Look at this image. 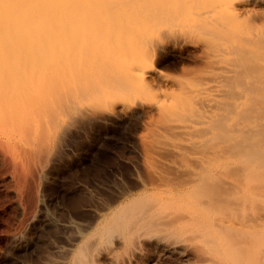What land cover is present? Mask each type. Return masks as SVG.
Wrapping results in <instances>:
<instances>
[{"label":"bare ground","instance_id":"obj_1","mask_svg":"<svg viewBox=\"0 0 264 264\" xmlns=\"http://www.w3.org/2000/svg\"><path fill=\"white\" fill-rule=\"evenodd\" d=\"M93 1L94 0H0V51L7 52V53H10V52L13 53L15 51V53H16V52L21 50V52H22V51L26 50V47L32 49V47H34L35 45L37 46L38 44H40V46H42L41 45L42 43L47 45V42L49 43L52 40V42H50L48 44L49 47L47 45V47H45V48H47V49L49 48V50H51V51L53 48V52H54V49L57 51H58V49L59 50L61 49L64 51L65 55L69 56L71 54V56H69L67 58L65 56V58H66L65 59L64 55H62L63 51H60V52L58 51V53H57V51L55 52L58 55L61 53V55H60V57L54 56V59L56 57V60H55L54 66L52 64L53 68L55 69L54 70L52 68L53 73L57 70L54 73L55 74L54 76L51 72L52 69H49L48 65H47V72H48L47 74H49V73L50 74L45 76L46 72L45 73L42 72V69L44 71V68H42L44 66H41L38 64L41 62V60H40L41 58H39L40 61L37 63L38 65L36 64V62H37V60H36L35 64L38 67L40 66V68H41L40 70L44 75V76H42V75L41 76L45 78V80L43 79L42 82H40L42 78L39 79V82H37L38 78L36 79L34 77L36 79L35 82H37V83H34L33 81H31L30 78H28L27 80L29 82L31 81L32 82L31 84L30 83L27 84V82H26L27 80H25V81H23V83L25 82V86H24V84L20 85L22 78L17 74L20 78L16 77V78H18V80L16 79V81L14 82L13 80H14L16 75L13 73L15 75L14 78H12L13 80L12 81H11V79L8 80L9 78L7 79V82L12 83L13 86L10 85V83H7V84L12 86V88L15 87V90L14 89L10 90L11 87L10 86L8 87L7 84L5 83L6 81H4V80H6L7 76L6 75H5L6 77L3 76V78H5L3 80L2 75H1V77H0V128H4L5 131L0 132V153L2 152V154L4 156L9 155L7 157V158H9L8 162L11 163L12 166L14 165L13 160L15 159L14 162H16V159H17L13 156L14 153H16V152H12V150H11V148H13L12 145L14 146L13 138L15 137L14 136L15 134H16V138L18 137L17 134L29 135L28 131L32 132L34 129L33 127L36 126V122L41 123L42 120H45V121L47 120L46 122L43 121L42 123H45V124L51 123L49 125L51 126V128H53V132H54V131H58V129H60V127L64 128V129L67 127V125L66 126L64 125V121L66 120L67 117H68L69 122H70L69 125L74 123L76 120H79L80 118H82L81 115L83 113V109L81 107H79L78 102L76 100H74L77 98V97L75 98L74 95L77 96L78 94H80V92H78V91H80V89L86 90L87 88L91 87V89H87L88 93L85 92L84 90H81V91L85 92L88 95H92V97L96 93H100V95L104 94L101 97L100 101L97 102L102 107L99 106L98 104L97 105L95 104V105H96L97 109H98V106L103 110L105 108V111L113 110L115 108V106L121 102H122L121 104H123V102H124V105H122L121 107H123L125 109H130L135 104L141 105L142 103L147 101L146 98L152 97V95H151L152 91H153V93H155L158 89L162 90L160 88V83L158 84V82L160 81L158 76L159 75L161 76V74H157L158 76L156 77V79L154 76V74L159 69L155 68L156 67L155 65L150 66V64H155L156 59L162 56V54H163L162 51H164L166 48L160 47V45L166 39L162 40L161 36H159L158 38L156 36L151 37L152 31L147 32L148 30L144 31L141 28L142 27L144 28V26L146 25L147 26L146 29L148 28V26L149 27L151 26L149 29H152V26H153V31L156 32L157 27L162 23V25H160V26H163V25L165 26L166 24L169 26H166L165 28H160V29L158 28L159 30H161V31H159V34H160V32H163V29L166 30V28H168V27L170 28V29L169 28L168 29L172 30V33H173V30H176V28H178V26L177 27H176V25L174 26V24L171 22V21H173L172 18L175 17V15L178 16V14H176V13H179L183 9H181L180 7H178V8H180L181 10L176 9V7L178 5L176 3H174V1H173L172 3L174 5L176 4L177 6H174L173 4H171V5H173L172 7H174L176 9V12L174 11L175 10L174 8H171L174 10L171 11V9H170L169 11H171V12L174 11L175 15H172L173 13L171 14L169 11H167L170 14V15H168V13L163 10L164 14L167 13L166 14L167 17H166V15H164L163 12H161L162 13L161 15L166 17V18L163 17L164 20H166L164 23V20H162V19L159 20L160 15H158L159 18L157 17V14H156V16L154 15L157 10H158V14H160L159 11H162V9L167 8V6L162 7V9L160 8L161 6L158 7V5L163 0H161L159 4H157L158 2H155V5H157V6L156 7L153 6V8L155 7L156 11H155V9L152 10V7H150V5H149L150 0H148V1L145 0L146 2H148L147 4L149 5V7L151 9L148 7V5H146V4L145 5L148 7V9H150L152 11H149L151 14L149 12L147 14L146 11H148V9L145 10V8H147V7L143 8V6H142L141 7V9L143 8L142 11L144 12V10H145V13H143V14L141 13L143 15L142 17L149 15L148 17L152 18V19H149L147 16L146 17L148 19L143 18L146 21V22H144L145 25L142 23L144 21L142 19L143 20V21L141 20V24H142L141 26L142 27H140V23H138L139 27H140L139 28V27H137L138 24H137V26H135L137 22H140V20L136 21L135 18L137 19V17L138 18L141 17V16H138V15H141L139 13L141 10L138 12L139 14H137V11L139 9L138 7H140L139 2H137L136 0H134V1H132V0H126V1L112 0L111 5L113 4L116 7V10L118 11V9H119V12L121 13V14H119L118 12H116V10L114 9V6H112L113 9L115 10V12L119 14V15L116 14L119 17H120V15L122 17V14H126V12L129 13V15H130V14H132L130 12L134 13L135 10H137L134 13L135 16H133V18H131L132 15L130 16V19H129V15L128 16L124 15V16H126L125 17L126 19H124V17L121 18L122 20L123 19L125 20V22L123 21L124 24L126 23L125 26L128 25V23H129L126 20L131 21L130 23L132 26L134 25V27L131 28L132 26L129 23L128 31L127 30L123 31V30H125V28H122L124 26L123 23H122L123 25L121 24V26H120L121 29H123V30H121L119 28V25H120L122 20L114 14L113 10L108 11L106 16L103 14L104 17L109 16L108 19L110 22H112V23H110L111 24L110 26H112L111 29L109 28V25H108L109 23L106 24V26H108L106 28L109 29L110 31H112V30L115 31V33L112 32L114 37L110 36L111 32L108 34L107 33L108 30L105 28L106 29L105 32L107 31L106 32L107 33L106 41L102 38L103 41H105V42H102V39H100V37H99L101 43L106 44L108 36H110V39H111L108 42V43H110L112 41V38H115V35H116L117 37H116V39L113 40V42H117L115 40H119L121 42H119V41L117 42V44H116L117 47H116L115 43H113L116 47L113 49L116 50V49H118V47L120 45H121L120 48L123 45V47H124L123 50L126 53H128V54L125 53L123 55L120 54V57H119L118 55H119V53H122V52H120L122 49L120 51H118L119 53L117 51H115V53L117 52L116 56H118V59L119 58L122 59V57H123V59L122 60L119 59L118 60L119 62H118L116 60L117 59L116 56L114 57L115 53L112 50V46H114V45L111 46V49L109 47V49L112 51V53H114L112 55V53H110L108 51V53H110L112 55L111 56L110 54H107L105 52L108 49V48H106V45H108V43L105 45V48L103 47L104 51H102L103 50V48H102L103 44H101L100 41L97 40V44L100 45L101 47L100 46L98 47V45L96 47L94 45L96 43L95 42L96 39H90V38H93L90 36H93V34H95V33L91 32V31H94V30H92L93 28L90 27L91 30L88 28L89 29L88 33L90 31V35L87 34V31L84 32L82 30L84 28V27L82 28V26L87 25L85 27L86 28L88 27V24H85L86 22H84L83 25L81 24V22H82V20H84L83 19L84 13L87 14V12H88L87 7H89V4H91ZM104 1L105 0H103V4H104ZM109 1H108V6H110ZM184 1L188 2V0H184ZM196 1L202 2L201 0H196ZM196 1H194V3H193L191 0L192 3L191 2L190 3L192 5L190 4V6L187 7L185 4L186 7L184 8V11H181L182 15L184 12H186L188 14V20H189V17L192 19L191 24H190L191 26L189 25L187 27V29L184 27H181L182 31H185L186 33L188 32V30H190L189 32H191V33L193 31H199V32L205 31V33H203V35L204 34H206V35H204V36L202 35V32H201V34H198L199 32H195V34L197 33L198 35H200V37H199L196 34V36H198L200 38V40L203 38L202 41H204V37L207 36L208 38H205V42L208 40L207 45H211L212 41H213L212 46H213V43L216 45H214L213 47L212 46L210 47V48H212V50L207 49V48H209V47H207V45L206 46L203 45V46L207 47L206 50L204 51V53H206V52L209 53L211 51H213L215 53L217 51L219 53H215V54L221 53V55H214V58H213V53L212 54L211 53L203 54V51L202 52L199 51L202 53L203 58H204V56H206L205 57L206 59L209 57V59L213 58L215 61L216 56H218L217 58H219V57L223 56L222 54L226 55V53H227L228 55H226V57L230 58L231 60L228 59V61H227V58H225V57H222L221 60H223V64L226 65V62H227L231 65L230 66L224 65L226 68L228 67V69L226 70V68H224L223 64H221L222 61H219L220 63L217 62V60H218L217 58H216L217 60L215 62L214 61L213 62L214 63L217 62L216 65L219 64V66L213 65L214 64L213 62L209 63L208 65H205L206 62L204 64V59L202 57L198 56L199 62L198 61L196 62L198 64L195 65L196 69L194 68L197 73L194 71H192V72H194L197 75L198 78H196V80L198 79L199 82H197L198 80L197 81L193 80V79L192 80L194 82H196L197 84H199L200 82H202V80L205 77L204 75H203L204 76L203 78L201 77L202 75L200 76V74H203L202 72H200V69H201V71L204 70L203 71L204 74L205 75L207 74L206 76L209 77L208 74L210 75L211 72H213V70H211V72H209L210 69L207 68L210 64L213 65V67H216V69L221 68L220 66L222 65V68H224L226 71V72H224V69L222 70V68H221V70L218 69L219 74L221 73L220 76L223 77V79H222V78H220V76H218L220 78V80L222 79V82H221L222 85L220 84L219 78L216 79V77H215V75L216 76L218 75V73H217L218 70H216V69H214V73L215 72L216 73L215 74L212 73L210 75V77L211 76H212V78L215 77V80L217 81V83L220 84L219 87L217 86L218 88L216 86H214V84L216 83L215 80L213 81V84H212V83L208 82V81L212 80V78L211 79L210 78L207 79V77L205 78V81L207 79L208 80L207 82L209 83L208 84L207 82H205L206 84H208L207 86L212 85L211 86L212 88L216 87L217 90L218 89L219 90L216 92L215 91L216 89L215 90L212 89V92L215 91L212 94V92L209 91V90H211V88L207 89L208 87L204 86L205 83L203 81L199 85L200 86L203 85L202 88H204V90L205 89L208 90L210 93L205 90V92H207V94L201 93V91L198 94L197 93V91L199 92L198 88H200V90L202 88L200 86H198L197 84H195L190 79L192 77L189 78V76H191V75H194L193 78L196 77L195 74H192V73H191V75L189 74V72L191 70H194V69H191L190 71L189 70L185 71L186 73L188 72V74L186 75V76L189 75L188 77L182 76V78L180 77L178 81H177V79L175 80L177 84L180 81L179 85H182V86H180L179 89L182 90V87H185V86L187 87L186 89L183 88V92H182L183 94L182 93L180 95L176 94V92L178 91L177 90L178 88L176 90L173 89L175 87L173 85H172L173 91L171 90L172 91L171 94H169L170 92L168 93L171 96L169 98L178 97V98H173V100L168 99V101L169 100L174 101L173 104L175 105L176 101L178 99L179 102L175 106H176V108L177 107H179V108L176 109L172 105L170 106L171 101H169L170 104H168V103L166 104V101H167L166 99H164V101H163L164 104L162 103L161 100H160L161 102L159 101V103H161V104H159L158 101L155 103H152L155 105V108L157 110L159 109V107L162 108L163 107L162 105H168L167 107L166 106L163 107V109H162L163 114H162V111H159L161 109H159L158 112L156 110V113H158L157 116L160 115L161 117H163V118L157 117V118L162 119V122H159V120H158L159 124L164 123L161 126L160 125L157 126V127H159L158 129L162 128V129H160L161 131L159 132V134L160 133L163 134L166 131L168 133V135H169V133H172L173 135L175 133L177 135L178 129L180 128V126L178 125L179 128H177V126L175 127V125H173L176 123V121H177L176 119H179V117L181 116L182 118L184 117L183 120H185V122H186L187 117L190 116L193 112H194L193 115H195V116L192 115V117H194V119L197 118L196 120H198V119L203 117V119H202L203 121L202 120L196 121L193 119L197 123H200L201 126L199 127V125L196 123L197 128L194 130H191L196 126L192 125V124H195V123H193L194 122L193 120H190V123H192V124L188 123L191 116L188 117V121L186 123L192 125L193 127H191L190 125L187 124L188 125L187 128H189L190 130L186 131L185 129H187V128H183L184 126H186V123L182 122L181 117L179 119L180 121L178 120L177 124H179V123H180V125H182L183 123L185 124L184 126H181L182 131L180 130L181 129L180 128L179 133L183 132V129H184L185 130L184 131L185 137L187 134L191 137V138H189L187 136V138H185L184 134H183V136H181L182 134L181 135L178 134V135H180V137L185 138V139L182 138V140H184L187 143V145L189 142L188 147L185 145V143L183 141L182 142L184 144L181 143V141H180V143L182 145V146L181 145L180 146L183 147L185 145L186 147L184 146V148L180 147V149H178L179 147L177 148V146H176V145L179 146L178 140L175 141V139H174V142L173 141L169 142L168 139H170V138L166 134H165V136L168 137V139L165 138L164 136H162L163 138L168 140L167 142L169 143V145L165 148V145H163V144L166 143V140H165V142H164V140H162L163 144H162V146L159 145V148L163 147V146H164V149L168 148L166 150V152L171 150L172 152H174L175 158H173L172 162H163L161 167L158 166V164H157L158 162H156L155 160H154V162H153V160H151L153 163L151 161L150 162L148 161V164L152 163L150 165H152L151 167L153 169V170L151 169L153 177L150 180L152 181V184L154 185V187L159 188L160 190H158V191L156 190V191H152V192L145 191L144 193L141 192V193H137L135 195L129 196L131 194L130 190L124 189L115 197L110 198L111 203L115 204L113 210H111L110 212H108L106 214L105 213L99 214L98 212H96L97 213L95 215L96 221L98 222L102 218L104 220L102 221V224H101L102 226L99 230V233L97 234L96 237H94L96 240V243L93 239V241L95 243L94 245H97V246L99 245L98 246L99 248L97 247L99 249V251L100 252L104 251L105 253L111 252V251L113 252V250H114V249H112L113 244L121 243L122 244V245L120 244L121 248L123 246V253L121 252L122 253V254H120L121 256H116L113 259L111 256V261L110 260L109 261L112 264H113V262H114V264H131V261H135L139 264H165V263H167V261L171 262L169 264H264V0H242V2H241V0H235L236 3H238V4H239V2H241V3L239 5H236L234 3L235 6H232L231 8L225 7L228 4V3H225V1H228V0H223V1L220 0L221 2L216 0V3H214L215 0H213L212 4H214V5L205 4L204 3L205 1H203V5H200V2H199V4H197ZM235 1L232 0L230 5H234L232 3ZM94 2H96V0ZM142 2L143 1L140 0L141 5H142ZM181 2H183V1H181ZM211 2L212 1H210V3ZM105 3L107 4V2H105ZM136 3L138 5V7L136 6ZM164 3L162 4V6L166 5ZM169 3H167V5H169ZM206 3H209V1L207 0ZM229 3H230V0H229ZM98 4H96V5L98 6ZM132 4H134V6H135V10L133 9V11H132V7H131V6H133ZM150 4H152V2H150ZM215 4L220 6L221 8L220 7L217 8L218 6H216ZM222 4L225 6H223ZM143 5H144V3H143ZM91 6H93V5H91ZM102 6L103 5H101V8L104 7V6L103 7ZM112 7L109 9H108V7L106 9V7H105L104 8L105 12L107 10H111ZM136 7L138 9H136ZM101 8L99 7V9H101ZM130 8H131V11L129 12ZM159 8H160V10H159ZM92 11H94V10H92ZM92 11H89V12L92 13ZM95 11H97V9H95ZM98 12H99V10H98ZM152 13H153V16L150 17L152 15ZM136 14H137V16H136ZM144 14H145V16H144ZM114 15L117 17L116 19H115ZM220 15H222V16H220ZM88 16H89V14H88ZM111 16L114 19L113 18L111 19ZM154 16L156 17L155 21L157 23L159 21V23H158L159 25H157V27H156V24H154L155 23ZM169 16L171 17V20H170V18L167 20V18ZM226 16H229V17H226ZM86 17H87V15H86ZM177 18L178 19H176L175 21L181 20V16H180V18L179 17H177ZM230 18L233 21H231ZM87 19H89V18L87 17ZM133 19L135 22L132 23ZM182 19H184V18H182ZM236 19H237V21H238V19H243V20H241L242 25H241V21H238V22L235 21L236 22L235 23L234 20H236ZM90 20L93 21L92 19H90ZM101 20H102V18H101ZM119 20H121V21H119ZM225 20H227L228 23H226ZM168 21H169V23H172L173 25L167 23ZM87 22L89 23V20ZM148 22L152 23L154 25H152V24L150 25ZM233 22L235 23V25ZM114 23L116 25H118V23H119L118 27L116 25L114 26L113 25ZM230 23H231V25L233 23L234 27H237L235 29L239 30V28H240L239 31H241V29H242V27H240V26H244L246 24L245 26H246V28L249 29V32H246L248 29H245V26H244L243 30H246L245 32L247 34L244 31H241V32H239L238 30L236 31L234 29V27L232 28L230 25H227ZM243 23H245V24H243ZM92 24H94V23H92ZM96 24H98V23H96ZM237 24H240L239 27L236 26ZM113 26L117 27V28L114 29ZM173 26L175 28H173ZM226 26H227V28H226ZM229 26L231 27V30H230ZM259 26H261V27H259ZM154 27H155V29H154ZM189 27L190 28L192 27V28L190 29ZM86 28H85V30H87ZM101 28H100V30H101ZM135 28L140 29L143 32H141V33L139 31L137 32V30ZM228 28H229V30L226 31V29H228ZM116 29H117V31H116ZM131 29L134 32L136 31L137 35L134 32L131 34L130 33ZM133 29H135V30H133ZM214 29H215V31H214ZM233 29L235 31L234 34L236 33L235 35L233 34ZM253 29H254V32H253ZM81 30L85 33V35H88V36H85V37H89L88 39L85 37L84 38L82 37L84 34H83V32L82 33L79 32ZM100 30H98V31H100ZM120 31H121V35L123 34V36L120 35L122 37V39H121V37H120V39L118 38ZM166 31H164V32H166L167 34L164 33L165 34L164 36H168V35L170 36L171 34H169L168 32L171 33V31H168V30H166ZM178 31H180V27L178 28ZM178 31H177V33L179 35ZM182 31H180V33ZM210 31H212V32L214 31L215 32V33L213 32L214 35ZM222 31H224L225 34ZM116 32H118V35L116 34ZM123 32L125 33V36L128 32L131 34L132 37L134 36L133 39L129 36L130 34L127 35V37H125L126 39L128 38V40H129V38L132 39V40L130 39L131 41L130 40L129 41H130V45H132L133 48L130 45H128L130 47H128L126 45L127 40L126 39H125L126 41L123 40L124 39L123 38L124 37ZM185 32H184V35L186 36ZM207 32H210V33H208V35H210L212 33L211 35H213V36H208ZM218 32L219 33L222 32L221 34H223V36H222L223 40L221 39V36ZM228 32L229 33L232 32L234 38H232L233 37L232 34H230L232 36V37H230ZM139 33L142 35H139ZM191 33L190 34L187 33V36H188V34L190 35L189 40H187L189 42L192 38ZM237 33L238 34L240 33L239 34L240 36H238ZM242 33H244V34H242ZM77 34H79V35H77ZM80 34L81 35L83 34V35L81 36ZM99 34H101V32H99ZM133 34H135V35H133ZM148 34H150V35L148 36ZM159 34H157V36ZM162 34H160V35H162ZM174 34H176V33H173V35ZM193 34H194V32H193ZM217 34L220 36L219 37L220 39H217L218 38ZM104 35H106V34L104 33ZM104 35H102V36L105 38ZM138 35H139V37H138ZM143 35H144V37H142ZM236 35H237V37H236ZM64 36H66L65 39L63 38ZM70 36H73L74 38L75 37L78 38L79 40H77L76 38L74 39V40H77V42L78 41L81 42L83 39H85V40L81 44L79 42V44H80L79 45L75 41L73 43V41H71V39H70ZM77 36H79V37H77ZM94 36L97 38L98 35L95 34ZM146 36L149 39L145 38ZM164 36H163V38H165ZM187 36H186V39H187ZM196 36L194 37L195 40L200 43V41H198L199 38L197 40ZM214 36L216 37L217 40H219L218 43H220V41H222V43H223V41L225 42L223 46L226 49H222L223 46L221 44H220L221 46H219L216 43L217 40H215ZM55 37L58 40H56ZM137 37H138V39H140L139 42H138V40H134V38H137ZM172 37H176V36L174 35ZM227 37L228 38L230 37V39L233 41V42L231 41L232 43H230V40H229L230 45L227 42L228 41ZM26 38L30 39V40H28L29 42L28 41L26 42V40H27ZM50 38H51V40H50ZM59 38L63 42H60ZM153 38L154 39L157 38L158 40L157 39L156 40L158 41V43H160L159 41H162V43H160L158 47L156 45V47H154L155 49L153 48L154 49L153 52L150 49V51L152 52V55H151V53H149L150 51H148L149 49H147V48H149V45H148L149 43H150V45L154 43V42H152L154 40ZM181 38H182V36H181ZM213 38L215 41L213 40ZM224 38L227 41H225ZM235 38H236V41H235ZM47 39L49 41H47ZM53 39H55L56 42H54ZM144 39L147 42H145ZM172 39L175 40V38H172ZM193 39H192V41H194ZM65 40H68L71 44L69 45L67 43V41H65ZM72 40H73V38H72ZM88 40L92 44L94 42V44L93 45L89 44L90 42H88ZM148 40L150 42H148ZM167 40H168V37H167ZM64 41L67 43L68 47L71 46V48H72L73 44H75V43H76V45L78 44L80 46V48H79V46L78 47L73 46V47H76L78 49V53L80 51L82 52L81 54L79 53V55H77V54L75 55L76 57L78 56L77 59L74 56V54L77 53V49L75 48L76 49L75 50L73 48L72 50L76 51V52L74 51V53H73V51H70V47L68 48L67 45L65 46L66 43ZM129 41H127V42L129 43ZM58 42H60L61 45H60V43L58 45L57 44ZM85 42H88V43H85ZM122 42H125L126 44L125 43L122 44ZM140 42H141V44L143 43V45L145 42V48H144V50H146L145 52L143 50L144 46L140 45ZM183 42H185V41H183ZM28 43L32 47H29L28 45H26ZM62 43H64L63 44V46H65L64 49L69 51L70 54H68L69 52H67V51H66L67 52L66 53L65 50L62 48L63 47ZM83 43L85 44V46ZM118 43H120L119 46H118ZM194 43L195 42H193L192 44H194ZM199 43H197V44H199ZM226 43L230 46L231 49L228 48L229 46ZM19 44H20V46L22 44L24 46L19 47L20 50H18L17 48H14L15 46H19ZM111 44L112 43H110V45ZM154 44H156V43H154ZM200 44H199V46H200ZM136 45L139 47H137ZM40 46L38 45L37 47L33 48V50L37 51L39 49V52H40L41 51ZM56 46H60V48L58 47V49H57ZM81 46L84 47V50L82 49ZM89 46L91 47L90 49H89ZM153 46L154 45H152L150 47L152 48ZM162 46H164V45H162ZM93 47H95V48L93 49ZM125 47H127V49ZM205 47H201V48L205 49ZM218 47H219V49H218ZM21 48L22 49L24 48V49L22 50ZM28 48L26 51H29ZM45 48L42 49L43 52L45 51L44 50ZM96 48H98V49L100 48V49L96 50ZM129 48L131 49L130 53L128 52V51H130V50H128ZM134 48H135V50L132 51V49H134ZM213 48H215V51L213 50ZM216 48H217V50H216ZM31 49H30V51H31ZM47 49L44 53L48 52ZM87 49H89L90 51L93 50V52H90L92 54L98 53L99 51L104 52V54H106V56L100 52L99 57L101 59L102 55H103L104 61H106L107 63L102 62L101 60H98V61H100V63L102 62L103 68L101 69V71L99 69L100 72H98V70H96L97 73H96V71L93 72V70H94L93 68H92L93 69L92 72H89L90 70H88L85 67L86 68L85 70L87 71L86 72L87 77H86L85 70L82 71L81 68H83L82 67L83 62L84 63L86 62L85 59L88 60L89 59L88 57H90V58L92 57V55L91 56L89 55L90 53L88 54V56L87 55L85 56V54H87L89 52ZM33 50H32V52H33ZM94 50H96V51L94 52ZM126 50H128V51H126ZM136 50H138V51H136ZM208 50H210V51L208 52ZM218 50H220V51H218ZM221 50H223V51H221ZM225 50H227V52H224ZM51 51H50V53H51ZM134 51H136V52H134ZM21 52H18V53H21ZM83 52H85V53H83ZM132 52H134L133 53L134 55L137 54V55H135L136 59H134L133 54H132L133 59L129 58V57H131L129 54H131ZM137 52H140V54ZM55 53H52V54L54 55ZM201 53L199 55H201ZM3 54L6 55L5 53H3ZM52 54H50V55H52ZM144 54L147 55L148 57L144 56ZM149 54L151 55V57L149 56ZM20 55L18 57H20ZM22 55H24V54H22ZM27 55H25V58ZM80 55H82L83 58H85V59L80 58L82 60L80 62H78L80 60L79 57H82ZM232 55H233V57H232ZM8 56L10 58V55H8ZM33 56H35V55H33ZM38 56H40V55H38ZM43 56H44V54H43ZM73 56L76 59L77 65H78V63H80L78 66L74 65L75 61H73L74 60ZM97 56L98 55L96 54L95 57L97 58ZM125 56H128L129 61H126L127 58H125ZM210 56H212V57H210ZM62 57L65 60L62 59ZM70 57L72 58V60L70 59ZM95 57L93 55V58H95ZM106 57H107V60L110 61V63H109V61H107L105 59ZM110 57L112 60L109 59ZM139 57H141V61L143 64L141 63V61H138L139 63L137 62ZM145 57H147V58H145ZM149 57H150V59H149ZM196 57L197 56H195V58ZM12 58H13V56H12ZM25 58H23V59H25ZM29 58H30V60H32L31 56ZM57 58H60L61 60L59 61V59H57ZM68 58L71 60V62L73 61L72 64L69 63L70 61ZM93 58L90 59V61L93 60ZM96 58L94 59L95 61L98 59V58L97 59ZM144 58H145V60L147 59L145 62L143 60ZM200 58L203 59L201 62H200ZM11 59H9V60H11ZM15 59L16 58L14 57L13 60H15ZM124 59L126 62L123 61ZM196 59H194V60H196ZM206 59H205V61H210L209 59H207V60ZM7 60H8V58H7ZM47 60H49V58ZM62 60L63 61L67 60V62L69 61L67 63V64H69V67L67 64H65V65H67V67L64 65V67L67 69L68 72L66 71L65 68H63V69H65L64 71H66L63 73L64 74L66 73V76L67 77L69 76L68 78L70 80H68V78L64 74H62V72H61L62 69L59 68L60 66L63 67V64H62L63 61ZM115 60L117 61V63ZM219 60H220V58H219ZM95 61L92 62V65H93V63H95ZM112 61L114 63V67L112 65L113 63H111ZM122 61H123V63H122ZM25 62H27V61H25ZM148 62H150V64ZM18 63H20V62H18ZM22 63H24V62H22ZM200 63H202V65L203 64L205 65V66L203 65V67H202L203 69L200 67L201 66ZM25 64H23V65H25ZM35 64H33L32 67H34ZM109 64L111 65V67ZM145 64H146V66L149 64L147 67H150V69H147ZM96 65H97V63H96ZM121 65H123V66H121ZM125 65H126V67H125ZM7 66L8 65H6V67ZM28 66H29V64H28ZM100 66H101V64H100ZM115 66L117 68L120 67L121 72H119L120 69H115L116 68ZM142 66H144V67H142ZM25 67L23 66L22 68L25 69ZM71 67H72V69H71ZM75 67H77V68L75 69ZM79 67H81V68H79ZM112 67H113V69H112ZM140 67H142V68H140ZM198 67H200V68H198ZM0 68H2V67H0ZM4 68L5 67H3V69ZM37 68L35 67L34 70H37ZM68 68H69V70L71 69L70 71H73V72H71V74H70V71L68 70ZM90 68H91V66H90ZM197 68H198V71H197ZM24 69H23V71H24ZM58 69H59V71H58ZM103 69H105L107 71L104 72ZM108 69L111 72H109ZM114 69H115V71H113ZM123 69L126 71L125 73H124ZM13 70L14 69L12 68L11 71H13ZM40 70H39V74H41ZM117 70L119 73H117ZM27 71H30V70H27ZM75 71H77V74H79V75L75 74L76 73ZM205 71H208L209 73L205 72ZM222 71L225 73V75H223L224 73ZM14 72L16 73L17 71H14ZM21 72H22V69H21ZM33 72H35V71H33ZM198 72H199V74H198ZM7 73H8V70H7ZM23 73H21L20 75H22ZM59 73H61L60 76H58ZM80 73L81 74L83 73L85 75L82 76L83 74L81 75ZM94 73H96L97 75ZM102 73L107 74L108 77H107V75L102 74ZM108 73L110 74V77H109ZM120 73L122 76L120 75ZM160 73H161V71H160ZM32 74H31V76H32ZM72 74L74 76H72ZM116 74H119V75H116ZM50 75H52V77ZM61 75L64 78H60ZM88 75L90 78L88 77ZM100 75H101V77H100ZM102 75H103V78H102ZM28 76H26L25 78H27ZM37 76L38 75H36V77ZM41 76L39 75V78ZM57 76L59 78H57ZM78 76L79 77L81 76L80 77L81 79ZM93 76H94V78L91 79V77H93ZM117 76H119L118 78H120V77H122V78L118 79ZM125 76L127 77V79ZM10 77H12V76H10ZM46 77H47V79H46ZM53 77L55 78V80H53L54 79ZM74 77H76V78H74ZM77 77L79 80L77 79ZM161 77L165 78L164 76H161ZM31 78H33V77H31ZM71 78H72V80H71ZM97 78H98V80H97ZM105 78L106 79L112 78L111 81L113 83H114V80H115V82L118 80L119 81L117 83L113 84V83H111V81H109V79L106 81ZM148 78H149V80H148ZM201 78H202V80H201ZM57 79L59 80L58 84H57ZM86 79H90V82L93 79L96 81L95 82L93 81L91 83V85H89L88 84L89 81L86 82L85 81ZM101 79H103V81L105 82L104 84H106V85H102V82H99ZM182 79H185V80H182ZM48 80L49 81L52 80V81L49 82ZM60 80L65 81V83L62 81L61 85H59ZM67 80H68V83H67ZM164 80H166V79H164ZM46 81H48V82H46ZM70 81H72L74 85ZM77 81L78 82L83 81V82L77 84ZM171 81H173V80H171ZM175 81H173L172 84ZM181 81H183V82L186 81V82L181 83ZM189 81L192 84H194L195 89L193 87L189 86L190 85ZM17 82H19V83H17ZM85 82L87 84H85ZM106 82L110 83V84L107 85ZM167 82L168 81L166 80V82L164 84H166ZM187 82L189 85L187 84ZM16 83L18 85L17 90L20 91L19 93H21L20 95H22V96H20L19 93H17L18 91H16L17 86L14 85ZM42 83H44V84H42ZM47 83H49L50 85L49 84L47 85ZM98 83H101V85L99 84L100 86H98ZM176 83H175V85L177 86ZM32 84H35V85H32ZM36 84H38V85H36ZM39 84L41 86H39ZM70 84H72V85L68 86ZM75 84L78 86H76ZM92 84H93V87H92ZM42 85L43 86L45 85V90H44V87H42ZM62 85H65V86H62ZM79 85L80 86L84 85V87L83 86L80 87ZM87 85H88V87H86ZM161 85H163V84L161 83ZM19 86H21L20 89H19ZM22 86L24 87L23 88L24 90L22 89ZM34 86H37V88H35ZM49 86H50V89H49ZM57 86H59L61 88H59ZM73 86L74 87L76 86L78 88L80 87V89H77L78 94H77L76 90L73 89ZM188 86L190 87L189 89H188ZM3 87L5 88V90H3L4 89ZM6 87L8 88V90ZM32 87H33V89H32ZM38 87H40V88H38ZM156 87L158 88L157 90H156ZM165 87L167 88V86H165ZM53 88H54V91H53ZM65 88L67 90H65ZM69 88L72 89L73 91H75L74 92L75 94H72L73 92ZM25 89H28L29 92L31 90L32 91L34 90V91L27 93ZM35 89L38 90V92ZM59 89H60V92L58 91ZM61 89H64V90L61 91ZM184 89H185V91H184ZM6 90L8 91L7 93H6ZM47 90L48 91L50 90L51 93H49ZM143 90H144V92H143ZM154 90H156V91H154ZM174 90H175V93L173 94ZM188 90H190L191 92L192 91L195 92L194 90H196V93L193 95V92L189 93L190 91H188ZM11 91H15L16 94L12 93ZM39 91L42 93H39ZM43 91L44 92L47 91V95L51 94L54 97L50 98L51 95L47 96L46 93L45 94L43 93ZM63 91H66L68 93L65 92L66 93L65 94ZM186 91H187V93H184ZM34 92H35V95H34V97H32ZM57 92L60 93L59 95H61L63 93H64V95H61V97L57 96V94H56ZM202 92H204V91H202ZM70 93H71V95H70ZM208 93L211 95H208ZM3 94H6V97H4L5 95L3 96ZM26 94H27L28 98H27ZM29 94H32V95H30V97H32V99L29 97ZM39 94H41V95H39ZM148 94H149V96L146 97ZM66 95L70 98H68ZM150 95H151V97H150ZM183 95H185V97ZM196 95H198V96H196ZM205 95H207V96H205ZM9 96H11V97H9ZM137 96H139L141 99L143 98L145 101L143 100V102H142V100H140L139 97H137ZM22 97H25L28 100L24 99ZM46 97H48V98H46ZM94 97H96V96H94ZM144 97H146V98H144ZM167 97H168V95H167ZM179 97L181 99L182 98H184V99L181 100ZM35 98H38V99H35ZM185 98L188 100H186ZM174 99H176V100H174ZM125 102H127L126 105H125ZM179 103L181 105H179ZM150 105H151V102H150ZM152 107L154 108V106H152ZM186 107H189V108H186ZM85 108L86 107H84V109ZM165 108H166V110H165ZM168 108H169V110H173V111H171L172 113L175 112V114L177 115V117L175 116L176 118L172 119L171 116H169L170 113L167 112ZM81 109H82V111H81ZM97 109H96V111H97ZM174 109H175V111H174ZM176 110H177V112H181V113L177 114ZM184 110H188L191 113L188 111H187L188 113H186V111H184ZM166 112L168 115H165V117L169 116L171 119L170 120L171 123L173 120L175 121L172 124L169 123L170 125H173L175 128H173V126H170V125L169 126L171 127V129L166 128L167 125L164 126L169 121V120L165 119L163 116L164 113H166ZM113 113L114 112H112L111 114H113ZM189 113H190V115H188ZM94 114H96V113H94ZM185 115H187V116H185ZM196 116H198V117L201 116V117L198 118ZM44 117H47V119H45ZM173 117H174V115H173ZM185 117H186V119H185ZM163 119H165V120H163ZM48 121H50V122H48ZM164 121H166V123ZM200 121H202V122H200ZM34 123H35V125H34ZM43 125L44 124H40V128ZM73 125H72V127L71 126L70 127L73 128ZM37 126H39L38 123H37ZM37 126H36V128H37ZM30 127H31V129H30ZM70 127H67V128L70 129ZM74 127H76V126H74ZM27 128H29L30 130ZM14 129L17 130V133H15V134H13L15 132ZM42 129L45 130V132H43V133H45L44 136L47 137L46 134H49L47 132H49L50 129L47 128V126H46V128L42 127ZM47 129H49V131ZM64 129H61V130H64ZM174 129H176V130H174ZM6 130L7 131L9 130V133H7ZM163 130H165V131H163ZM169 130H171V131L174 130V132H171ZM10 131H11V133H10ZM162 131H163V133H162ZM146 132H147V130H146ZM64 133H66V132H64ZM190 134H193V136ZM42 135H41V139L43 137ZM171 136L172 135H170V137ZM27 137H30V136H27ZM61 137H62V135H61ZM143 137H145V136H143ZM196 137H197V140L194 139ZM47 138H50V136ZM64 138H65V136H64ZM158 138L162 139L161 137H158ZM158 138H156V139H158ZM177 138H179V137H177ZM192 138L194 139V141L192 140ZM22 139L24 140V138H21V140ZM59 139H60L59 141L61 142L62 141L61 138H59ZM151 139H152V141H150V142H155V143L158 142L156 139H155V141H153L154 138H151ZM188 139H191L193 142L192 141L190 142ZM171 140L172 139H170V141ZM51 141L53 142V140H51ZM159 142L161 143V140ZM176 142H178L175 145L176 147L174 148L173 147L174 145H173L172 148L169 149V147L173 143L175 144ZM24 143L27 144V141H25ZM155 143L152 144V147L154 145V147L157 150L158 145ZM160 143H158V144H160ZM168 143H166V145ZM42 144L43 143L37 145L38 149L36 148L37 151L35 150L36 152L39 153V151L41 149V151H40L41 154L43 152L42 151L43 149L40 148L39 146ZM43 145H46V143ZM58 145H60V144H58ZM58 145H56V146H58ZM17 147H18V143H17ZM42 147L45 148V146H42ZM46 147H47V145H46ZM33 148H34V145H33ZM50 148L51 147H49L48 149L45 148L43 153L50 154V152H51ZM159 148H158V150L161 149V148L160 149ZM18 149H17V151H18ZM27 151H28V149H27ZM29 152H30V150H29ZM31 152H33V150ZM172 152H171V154H172ZM38 153H35V154H38ZM21 154H22V152H21ZM23 156L25 157L24 154H23ZM36 156L39 157V155H36ZM53 156L54 155L52 154L51 157H53ZM13 157H14V159H13ZM38 157H36V158H38ZM21 158H22V160H20V159L19 160L22 162L24 161L25 164H27V160L25 161V160H23V157H21ZM29 158H30V156H29ZM165 158H166V156H165ZM41 159H39V160H41ZM39 160H37V161L39 162ZM179 160H180V162H179ZM189 160H191L190 163H189ZM42 161H44V160H42ZM42 161H40V162H42ZM47 161H46V164H47ZM183 161L185 162V164L183 163ZM38 162H36V163H38ZM40 162H39V164H40ZM9 163H7V164H9ZM16 163H18V162H16ZM30 163H31V161H30ZM25 164H24V166H26ZM40 165H42V164H40ZM150 165H149V167H150ZM15 166L16 165H14V167ZM17 166H18V164H17ZM35 166H37V165H35ZM14 167H12V168H14ZM20 167L22 168V165ZM16 168L17 167H15L14 169H16ZM38 168H41V167H37V169ZM41 169H39V171ZM10 171H12V170H10ZM14 171L12 174L16 175L17 171H16V173H14ZM18 172L22 173L23 171L21 172V169H20V171H18ZM28 172L30 173L31 170L30 171L28 170ZM26 173L25 172L23 173V174H25V177L28 174V173L27 174ZM42 173H44V171ZM30 175H32V174H30ZM37 175H39V174H37ZM138 175H139V173H138ZM19 176H21V175H19ZM137 177H139V176H137ZM22 180H24V179L21 178V180L19 179L18 181L22 182ZM151 181H150V183H151ZM20 182H19V187L21 185L25 184V183H21V185H20ZM25 182L27 183L28 181H25ZM145 186H146V184H145ZM145 186L143 184V187H145ZM150 186H152V185H150ZM21 188H23V187H21ZM21 188H20V190H21ZM24 188L26 189V187H24ZM24 188H23V190H24ZM20 192H22V191H20ZM23 195L24 194H22V196ZM35 196H36V194H35ZM110 206H111V204H110ZM106 207L108 208L109 206L106 205ZM104 209H105V207H104ZM100 210H101V207H100ZM93 213H95V212H93ZM95 219H92V220L95 221ZM80 227H82V226H80ZM91 227H92V225H91ZM84 228L85 227H83V231L82 230H80V231L85 232ZM89 229H87L86 231H88ZM80 235H82V234L80 233ZM90 239H91V237H90ZM89 240L84 241L83 242L84 244L83 243L81 244L82 246L80 248H78V250L76 252V256L73 257V261L71 264H95L94 263V260H95L94 257L95 256H93V253L95 251L94 247H93L94 245H92L93 243L88 242ZM71 246L74 247L73 244H71ZM118 246L119 245H116V249L120 250V248H117ZM67 250H71V249L68 248ZM71 251H70V254H71ZM112 252L110 254L108 253V255H111ZM115 253H117V251H115ZM97 254L99 255V253H97ZM94 255H96V254L94 253ZM98 255L96 257H99ZM174 257H176V261H178V262H176V263L174 262V259H175ZM61 259H63V258H61ZM68 259H70V257L67 258L66 260H68ZM54 261L55 260H53L52 263ZM57 261H55V263H53V264H57L56 263ZM95 261L97 262L99 260H95ZM135 262H134V264H135ZM60 263L61 264H67V262L65 260L60 261Z\"/></svg>","mask_w":264,"mask_h":264},{"label":"rangeland","instance_id":"obj_2","mask_svg":"<svg viewBox=\"0 0 264 264\" xmlns=\"http://www.w3.org/2000/svg\"><path fill=\"white\" fill-rule=\"evenodd\" d=\"M95 1V0H94ZM92 2L91 4H89V7H87V10H88V12H87V14L86 13H84V16H83V19L84 20H82V22H81V24L83 25V23L84 22H86L85 24H88V27L86 28L85 26H87V25H85V26H82V30L84 31V32H86L87 31V34H89L90 35V31H89V33H88V30L90 29L91 30V28H93L92 30H94V31H91V32H93V33H95L96 35H98L97 36V38L94 36L95 34H93V36H90V37H93V38H90V39H96L95 40V44H94V42H93V44L97 47V40L98 41H100V39H104L105 41H106V37H107V33L109 34L110 32V36H113V33L112 32H114L115 33V31H110L109 29H107L106 27H108V26H106V24H108L109 25V28L111 29V27L112 26H110L111 24L110 23H112V22H110L109 21V16L108 17H104V15L106 16V14L108 13V11H114V14L116 15H119V14H121L120 12H119V9H118V11L116 10V7L112 4L111 5V1L112 0H105L104 1V4H103V0L101 1V0H96V2ZM108 1H109V4H110V6L112 7V6H114V9L116 10V12H118V13H116L115 12V10L113 9V7H112V9L111 10H107L106 12H105V7H106V9H107V7H108V9L109 8H111L110 6H108ZM123 1H126V0H123ZM132 1H134V0H132ZM131 1V2H132ZM137 2H139V5H140V7H138V5H137V3H136V6L139 8H137L136 7V9H138V11L137 10H135V6H134V4H132L133 6H131L132 7V11H133V9L135 10V12L137 11V14H143V13H145V10H147L148 9V7H149V5H150V7H152V10L153 9H155V11H156V6L157 5H155V2H158L157 4H159L160 3V1L161 0H150V2H152V4H150V2H149V5L147 4L148 2H146V1H148V0H141V1H143L142 2V5H141V3H140V0L138 1V0H136ZM135 1V2H136ZM174 1V3H176L175 5L172 3ZM181 1H183V2H181ZM194 1H196V0H192V2L194 3ZM202 2H200V5H203V1H205L204 3L205 4H212L213 3V0H208L209 1V3H206V1L207 0H201ZM210 1H212L211 3H210ZM218 1H220V0H218ZM223 1V0H222ZM233 1H235V0H233ZM100 2V3H99ZM105 2H107V4L105 3ZM134 2V3H135ZM165 2V3H164ZM170 2V3H169ZM186 1H184V0H163V1H161V5L159 4L158 5V7H160L161 9H162V7H165V6H167V8L165 9H162V11H159V13L160 14H158V10L156 11V13L154 14L155 16H156V14H157V17H158V15H160L158 18H159V20L160 19H162V20H164V18H166L167 17V11H169L171 8H174V7H172L173 5L174 6H177L176 7V9H183V10H181V11H184V8L187 6H190V4L192 3L191 2V0H188V2H186ZM191 2V3H190ZM197 2V4H199V2L198 1H196ZM195 2V3H196ZM221 2V1H220ZM231 2H232V0H230V3H229V0L228 1H225V3H228L226 6L225 5H223V6H225V7H232V6H235V4L236 5H239L241 2H242V0H241V2H239V4L238 3H236V1L235 2H233L232 4H234V5H230L231 4ZM99 3V4H98ZM143 3H144V5H143ZM166 4V5H163L162 6V4ZM167 3H169V5H167ZM182 3V4H181ZM189 5H188V4ZM214 3H216V0L214 1ZM96 4H98V6L96 5ZM148 5V7L146 6V5ZM171 4H173V5H171ZM184 4V5H183ZM185 4H186V6H185ZM218 4V3H217ZM91 5H93V6H91ZM100 5V6H99ZM101 5H103L102 7L103 8H101ZM152 5V6H151ZM171 5V6H170ZM181 5V6H180ZM192 5V4H191ZM212 5H214V4H212ZM211 5V6H212ZM216 5V4H215ZM220 5V4H219ZM84 6V5H83ZM96 6V7H95ZM143 6V8H145V7H147V8H145V10H144V12L142 11L143 10V8L141 9V7ZM153 6H155L154 8H153ZM170 8H169V7ZM184 6V7H183ZM205 6V5H204ZM209 6V5H208ZM216 6H218V5H216ZM215 6V7H216ZM99 7L101 8V9H99ZM149 7V8H150ZM178 7H180V8H178ZM183 7V8H182ZM220 6H218L217 8H219ZM92 8V9H91ZM160 8H159V10H160ZM221 8V7H220ZM95 9H97V11H95ZM151 9V8H150ZM150 9H148V11H146V13L148 14V12L149 11H152V10H150ZM158 9V8H157ZM175 9V8H174ZM174 9H171V11L172 10H174ZM176 9L174 10L175 12H176ZM223 9V8H222ZM221 9V10H222ZM92 10H94V11H92ZM98 10H99V12H98ZM104 10V11H103ZM141 10V11H140ZM163 10L164 11H166L167 13H165L164 14V12H163ZM89 11H92V13L91 12H89ZM102 11V12H101ZM131 11V8L129 9V12ZM140 11V12H139ZM171 11H169L172 15H175L174 13V11L173 12H171ZM179 12V13H176V14H178V16H176L175 15V17H173L172 19H173V21H171L173 24H174V26L176 25V27L178 26V28L180 27V31H182V29H181V27H184V28H186L187 29V27L191 24V21H192V19L189 17V20H188V14L186 13V12H184L183 13V15H182V12ZM104 12V13H103ZM134 12V13H135ZM139 12V13H138ZM161 12H163V14L164 15H166V17H164V16H162L161 14ZM95 13V14H94ZM111 13V12H110ZM109 13V14H110ZM130 13H132V14H130L129 15V13H127L126 12V14H122V17H124V19H126L125 17L126 16H128L129 15V19H130V16L132 15V17L131 18H133V16H135L134 15V13L133 12H130ZM150 13V12H149ZM221 13V12H220ZM88 14H89V16H88ZM94 14V15H93ZM98 14V15H97ZM104 14V15H103ZM113 14V13H112ZM137 14H136V16H137ZM138 15V16H143V15ZM151 14V13H150ZM186 14V15H185ZM86 15H87V17L89 18V19H87V17H86ZM114 15V16H115ZM116 15V16H117ZM124 15H126V16H124ZM168 15H170L169 13H168ZM171 15V16H172ZM94 16V17H93ZM103 16V17H102ZM115 16V19L117 18V17H119V16H117L116 17ZM144 16H145V14H144ZM147 16V15H146ZM137 17V19L135 18V20L137 21V20H140V22H137L136 23V25L135 26H137V24L138 23H140V27H142L141 25V20L143 19V18H147V17ZM153 16V13H152V15L150 16V17H152ZM154 16V21H155V19H156V17ZM162 16V17H161ZM180 16H181V20H177V21H175L176 19H178L177 17H179L180 18ZM220 16H222V15H220ZM219 16V17H220ZM85 17V18H84ZM98 17V18H97ZM121 17V15H120V19L122 18ZM164 17V18H163ZM226 17H229V16H226ZM101 18H102V20H101ZM106 18V19H105ZM113 17L111 16V19H112ZM118 18V19H119ZM149 18V17H148ZM147 18V19H148ZM157 18V19H158ZM170 18V20H171V17L169 16L168 18H167V20ZM182 18H184V19H182ZM233 18V17H232ZM237 18V17H236ZM90 19H92L93 21H91ZM97 19V20H96ZM114 19V18H113ZM119 20V21H121V23H120V25H119V23H118V25H119V28L121 29V24L123 23L124 24V22H125V20ZM145 19H143L142 21V23L145 25V23L144 22H146L145 21ZM149 19H152V18H149ZM228 19V18H227ZM231 19V18H230ZM86 20V21H85ZM89 20V23L87 22ZM169 20V21H170ZM184 22H183V21ZM241 20H243V19H238V21H241ZM100 21V22H99ZM114 21V20H113ZM116 21V20H115ZM124 21V22H123ZM126 21H128L129 23L131 22V21H129V20H126ZM148 21V20H147ZM151 21V20H150ZM158 21V20H157ZM165 21L166 20H164V23H165ZM169 21L167 22V23H169ZM226 21V23H228L227 22V20H225ZM230 21V20H229ZM231 21H233L232 19H231ZM238 22L237 21V19L236 20H234V22ZM91 22V23H90ZM105 22V23H104ZM107 22V23H106ZM127 22V23H128ZM133 22H135L134 21V19H133V21H132V23ZM163 22V21H162ZM233 22V23H234ZM235 22V23H236ZM92 23H94V24H92ZM96 23H98V24H96ZM116 23V22H115ZM113 24L114 26L117 24ZM129 23H128V25H126L125 26V24H124V26L122 27V28H125V30H123V29H121V30H123V31H128V29H129ZM149 23V22H148ZM147 23V24H148ZM158 23H159V21H158ZM156 21H155V23L154 24H156V27H157V25H159ZM161 23V22H160ZM172 23H169V24H172ZM181 23V24H180ZM183 23V24H182ZM233 23H232V25H231V23L230 24H227V25H230L232 28L234 27V25H235V23H234V25H233ZM102 24V25H101ZM122 24V25H123ZM150 25L152 24V23H149ZM154 24H152V25H154ZM172 24V25H173ZM243 24H245V23H243ZM90 25V26H89ZM97 25V26H96ZM118 25H116L117 27H118ZM130 25H131V23H130ZM143 25V26H144ZM160 25H162V23L160 24ZM159 25V26H160ZM226 25V24H225ZM239 25L240 24H237L236 26H238L239 27ZM241 25H242V21H241ZM246 25V24H245ZM244 25V26H245ZM113 26V27H114ZM132 26V25H131ZM130 26V27H131ZM157 27V31L155 32V31H153V26H152V29H149L150 27L148 26V28L146 29V25L144 26V28L142 27L141 29L142 30H148L147 32H151V37L152 36H156L157 38L159 37V36H161L162 37V40L163 39H166L165 41H163V43H162V41H159L160 43H162L161 45H160V47H165L166 49L164 50V51H162V56L161 57H159V58H157L156 59V61H155V64H150V62H148L149 64H150V66L151 65H155L154 67L155 68H158L160 71H161V73H160V71L158 70L155 74H154V76H155V79H156V77L158 76L157 74H161V76H164L165 78H163V77H161L160 75L158 76L159 77V79H160V81L158 82V84L160 83V88L163 90H160V89H158L157 87H156V90H154V91H156L155 93L157 94H155V93H153V91L151 92V95H152V97H151V95H150V97L151 98H149L148 96H149V94L146 96V97H148V98H146V97H144V98H146L147 99V101L146 102H144V103H142L141 105H138V104H135V105H133V107H131L130 109H125V108H123V107H121L122 105H124V102H123V104H121V103H118L116 106H115V108L113 109V110H111L112 112H114L113 114H111L112 112L111 111H105V108H104V110L103 109H101L99 106H101L100 104H98L97 102L98 101H100V99H101V97L104 95H100V93H96V94H94L93 95V97L94 96H96V97H92V95H88V94H86L85 92H87V89H91V87H89V88H85L86 90H84V89H80V87H84V85H79L80 87L78 88V87H76V86H78V85H76L75 87L73 86V89H75L76 90V92H77V89H80V91H78V92H80V94H78V92H77V96H75L74 95V97L76 98V99H74V100H76L77 102H78V106L79 107H81L82 109H83V113H82V115H81V117L82 118H80L79 120H76L74 123H72L71 125H69L70 124V122H69V119H68V117L66 118V120L64 121V125L66 126L67 125V127H72V125H73V128H71L70 127V129L69 128H61L60 127V129H58V131H54L53 132V128H51V126L49 125V124H51V123H48V122H50V121H48L47 123L48 124H45V123H42L43 121H45V120H42V122L40 123V122H36V126H37V123L39 124V126H37V128H36V126H34L33 128V131L32 132H29L28 131V133H29V135H19V134H17L18 135V137L16 138V134L15 133H17V130H15V132L13 133V134H15L14 136V138H13V142H14V146L12 145V147L13 148H11V150H12V152H16V153H14V157L15 158H17L16 159V162H18V163H16V162H14L15 161V159H14V157H13V164L14 165H16L15 167H17L16 169H14L15 167H14V165L12 166V164L11 163H9L8 162V159L9 158H7L9 155H7V156H4L3 154H2V152L0 153V264H53V263H55V261H57L56 263L58 264H61L60 263V261H63V260H65L66 262H67V264H71L72 263V261H73V257L74 256H76V252H77V250H78V248H80L82 245V243L84 242V241H87V240H89L90 239V237H91V241L89 240L88 242H90V243H93L92 245H94L95 243H96V240H95V238L94 237H96L97 236V234L99 233V230H100V228H101V224H102V221L104 220L103 218L100 220V221H96V219H95V215L97 214L96 212H98L99 214H101V213H108V212H110L111 210H113V208H114V206H115V204L114 203H111V199L110 198H112V197H115L116 195H118L122 190H130V192H131V194L129 195V196H132V195H135V194H137V193H144L145 191H147V192H152V191H158V190H160L159 188H155L154 187V185L152 184V181L150 180V179H152V177H153V174H152V165H150V164H152L153 162H154V160L156 161V162H158L157 164H158V166L159 167H161V165H162V163L163 162H172L173 161V158H175L174 157V152H172L171 150H169V151H167L166 152V150L168 149H164V146L163 147H160L159 148V145H161L162 146V144H163V142H162V140H164V142H165V140H166V143H168L167 141L169 140V142H174V139H175V141H179V146L178 145H176L178 142H176L175 144L173 143H171L172 145L169 147V149H171L172 148V146L175 148L176 146H177V148L178 149H180V147L182 146L181 145V143H185V145L188 147L189 146V142H188V145H187V143L184 141V140H182V138H184L185 137V130L187 131V130H190L189 128H187L188 127V125H190V124H192V123H190V120H193L194 119V117H192V115L194 114V112L190 115V111H188V110H184V111H186V113H188V112H190L188 115H190L191 116V118L189 119V121H188V117H190V116H188L187 117V119H186V117H185V119H186V122L188 121V123H190V124H188V123H186L185 122V120H183V118H182V122H184V123H186V126H184L185 124L183 123H181L182 125H180V123L179 124H177V122H178V120L180 119V117H179V119H176L177 121H176V123L175 124H173V125H175V127L177 126V128H179V126H180V128H181V126H184L183 128H187V129H183V132H181V133H179V131L181 130L182 131V128L179 130L178 129V134H182L181 136H183V134H184V137H180V135H176L175 133H174V135L172 134V133H169V135H168V133L165 131V130H163V131H165L164 133H163V131H162V133L163 134H159V132L161 131L160 129H162V128H160V129H158L159 127H157V126H161L162 124H164V123H162V124H159V122H162V119H160V118H163V117H161L160 115L159 116H157L158 115V113H156V108H155V105L154 104H152V103H155V102H157L158 101V103H159V101L161 100L162 101V103L164 104V99H166L167 101H168V99H172L173 100V98H178V97H172V98H169V97H171L169 94H171V92L173 91V89H177L178 91L176 92V94H181L182 92H183V88H187L184 84V86L185 87H182V90L181 89H179L180 88V86H182V85H179L180 84V81L178 82V84L176 83V79H177V81L179 80V78L181 77L182 78V76H186L187 74H188V72L186 73L185 71H190L191 69H194L195 68V65H197L198 63H196L197 61L199 62V57H202L203 58V55H202V51H203V54H209V53H213V58H214V55H221V53L220 54H215V53H219V52H213V51H211V52H209L210 50H212V48H210L211 46H212V42H211V45H207L208 43V40L205 42V38H208L207 36H205L204 37V41H202L203 40V38L200 40V35H198V34H201V32H202V35H203V33H205V31H193L194 32V34H193V32L191 33V32H189L190 30H188V32L187 33H191V36H192V38H191V40H190V42L189 41H187V40H189V34H188V36H187V33L185 32V31H182L181 33H180V31H178V28H176V30L179 32V35H178V33H177V31L176 30H173V33H176V34H174L176 37H172V36H174L173 35V33H172V30H169L168 28H166V30H168V31H171V33L170 32H168L169 34H171L170 36L168 35V36H164L165 34H167L166 32V30H164L163 29V32H160V34H162V35H160L159 34V31H161V30H159L160 28H165L166 26H169V25H163V26H160V27ZM173 26V28H175ZM186 26V27H185ZM191 26V25H190ZM229 26V28H230V30H231V27ZM244 26H240V27H242V29H241V31H246V30H243V28H244ZM91 27V28H90ZM98 27V28H97ZM101 28V30H100V28ZM117 27H114V29L115 28H117ZM127 27V28H126ZM134 27V25L131 27V28H133ZM137 27H139V24H138V26ZM139 27V28H140ZM171 27V26H170ZM259 27H261V26H259ZM85 28L87 29V30H85ZM89 28V29H88ZM108 30V32L106 33L105 32V30L106 29ZM118 28V29H119ZM159 28V29H158ZM190 28V27H189ZM192 28V27H191ZM190 28V29H191ZM226 28H227V26H226ZM229 28L228 29H226V31H228L229 30ZM235 28H237V27H234V29ZM136 29V28H135ZM135 29H133V30H135ZM154 29H155V27H154ZM234 29H233V34H234ZM245 29H248V28H246V26H245ZM79 31V32H83V31ZM98 30H100V31H98ZM137 30V32L139 31L140 33L141 32H143L142 30H140V29H136ZM236 31L238 30V29H235ZM239 30H240V28H239ZM238 30V31H239ZM106 34V35H104V33ZM116 31H117V29H116ZM119 31V30H118ZM131 32V34L134 32V31H132V29L130 30ZM164 31H166V32H164ZM175 31V32H174ZM214 31H215V29H214ZM213 31V32H214ZM241 31H239V32H241ZM83 32V38L85 37V36H88V35H85V33ZM99 32H101V34L102 35H104L105 36V38L101 35V34H99ZM146 32V33H147ZM184 32L186 33V36H187V39H186V36L184 35ZM195 32H199L197 35L199 36H196V34H195ZM210 32H212V31H210ZM210 32H207V35H208V33H210ZM212 32V33H213ZM222 32H224V31H222ZM222 32H218L219 34H220V36H221V39L223 38L222 36H223V34H221ZM230 32V31H229ZM228 32V33H229ZM246 32H249V29L246 31ZM245 32V33H246ZM253 32H254V29H253ZM98 33V34H97ZM124 33V32H123ZM129 32L126 34V36H125V33H124V39L123 40H125L126 38L125 37H127V35H129L130 34ZM135 34H136V31L134 32ZM139 33V35H142V34H140ZM145 33V32H144ZM165 33V34H164ZM211 33V34H212ZM215 33V32H214ZM214 33H213V35H214ZM116 34L118 35V32H116ZM131 34L129 35L132 39H133V37L131 36ZM135 34H133V35H135ZM157 34H159L158 36H157ZM181 34V35H180ZM183 34V35H182ZM208 35V36H213V35ZM224 34H225V32H224ZM227 34V33H226ZM230 34H232V32L231 33H229V36L230 37H232L233 36V34H232V36L230 35ZM236 34V33H235ZM234 34V35H235ZM238 34V33H237ZM240 34V33H239ZM238 34V36H240ZM242 34H244V33H242ZM247 34V33H246ZM245 34V35H246ZM77 35H79V34H77ZM92 35V34H91ZM121 31H120V33H119V39H120V37L121 36H123V34L121 35ZM137 35V34H136ZM139 35H138V37H139ZM146 35V34H145ZM150 34H148V36H149ZM194 35V36H193ZM204 35H206V34H204ZM203 35V36H204ZM218 35V34H217ZM216 35V36H217ZM76 36V35H75ZM110 36H108V39H107V43L109 42V40H111L110 39ZM163 36L165 37V38H163ZM181 36H182V38H181ZM196 36V39L198 40V38H199V40L198 41H200V43L199 42H197L196 40H195V37ZM219 35H218V38L217 39H220L219 37H220ZM226 36V35H225ZM228 36V35H227ZM65 37L66 36H64L63 38L65 39ZM68 37V36H67ZM77 37H79V36H77ZM99 37H100V39H99ZM114 37V36H113ZM116 35H115V38H112V41L110 42V43H112L111 45H110V43H108V45H106V44H104V43H101V41H100V43L101 44H103L102 45V48L104 47L105 48V45H106V48H108L105 52L107 53V54H110V53H112V51L110 50L111 49V46L112 45H114L113 43H115V45L117 44V42L119 41V40H115V41H117V42H113V40L114 39H116ZM138 37L137 38H134V40H138V42H139V40L140 39H138ZM142 37H144V35L142 36ZM160 37V38H161ZM167 37H168V40H167ZM180 39H179V38ZM185 37V38H184ZM202 37V36H201ZM215 37V36H214ZM230 37L228 38V41L225 39V41H227L228 42V44L230 45V43H232L233 41L230 39ZM236 37H237V35H236ZM62 38V37H61ZM69 38V37H68ZM72 38H73V40H72ZM76 38V37H75ZM73 36H70V39H71V41H73V43H74V41L76 42V43H78L79 44V42L80 41H78L77 42V40H79L78 38H76L77 40H74L75 39ZM81 38V37H80ZM82 38V39H83ZM85 38H89V37H85ZM117 38V39H118ZM131 38H129V40L131 39ZM145 38H148L147 36L145 37ZM156 38V39H157ZM159 38V39H160ZM172 38H175V40H173ZM194 38V39H193ZM212 38V37H211ZM232 38H234V36L232 37ZM27 40H26V42L28 41V40H30V39H28V38H26ZM55 39L56 40H58L56 37H55ZM55 39H53V41L54 42H56V40ZM67 39V38H66ZM86 39V40H87ZM103 39H102V42H105V41H103ZM121 39H122V37H121ZM131 39V40H132ZM149 39V38H148ZM154 39V38H153ZM156 39H154L152 42H154V43H156V44H151L150 45V43L148 44L149 45V48H147V49H149L148 51H150V49L152 50V52H153V50L155 49L154 47H156V45H157V47L159 46V44L160 43H158V39L156 40ZM178 39V40H177ZM185 39V40H184ZM192 39L194 40V41H192ZM216 39V37H215V40H217ZM17 40V39H16ZM32 40V39H31ZM50 40H51V38H50ZM59 40H60V38H59ZM69 40V39H68ZM68 40H65V41H67V43L70 45L71 43L68 41ZM81 40V39H80ZM84 40L85 39H83L81 42H80V44L82 43V42H84ZM127 41H129L128 40V38L126 39ZM125 40V41H126ZM130 40V41H131ZM145 40V39H144ZM151 40V39H150ZM156 40V41H155ZM161 40V39H160ZM213 40H214V38H213ZM214 40V41H215ZM223 40V39H222ZM229 40H230V43H229ZM234 40V39H233ZM47 41H49L48 39H47ZM64 41V42H65ZM92 41V40H91ZM94 41V40H93ZM126 41V43L125 42H122V44L123 43H125L127 46L128 45H130V41H129V43ZM167 41V42H166ZM183 41H185V42H183ZM232 41V42H231ZM235 41H236V38H235ZM25 42V43H26ZM29 42V41H28ZM50 42H52V40L50 41ZM49 42V43H50ZM53 42V43H54ZM60 42H63V41H61L60 40ZM60 42H58L57 44L59 45V43ZM88 42H90L89 40H88ZM88 42H85V43H88ZM119 42H121V41H119ZM137 42V43H138ZM145 42H147L146 40H145ZM145 42H144V45H143V43L141 44V42H140V45H143L144 47H143V50H144V48H145ZM148 42H150L149 40H148ZM177 42V43H176ZM193 42H195L194 44H192ZM199 43L200 44V46H199V44H197V43ZM206 44H205V43ZM219 42V40H217L216 41V43L219 45V46H223L224 45V41H223V43H222V41H220V43H218ZM46 43V42H45ZM48 42H47V45L49 44ZM66 43V42H65ZM67 43L65 44V46L67 45ZM76 43L75 44H73V46H79L78 44L76 45ZM99 43V42H98ZM99 43V44H100ZM134 43V42H133ZM136 43V42H135ZM44 43H42L41 45L42 46H40V44H38L39 46H40V50L42 51H40L39 52V47L37 48L38 50L36 51V50H33V48H35V47H37L36 45L34 46V47H32L31 45H29V43L28 44H26V45H28L29 47H32V49L31 48H28V47H26V50H27V48L29 49V51H26V50H24V51H22L21 52V50H20V48L19 47H23L24 45L22 44L21 46H20V44H19V46H15L14 48H17L18 50H20V51H18V52H21V53H18V52H16L15 53V51L13 52V53H7V52H2V51H0V67H2V68H0V77H1V75H2V79L4 80L5 78H3V76H5L6 77V80H4V81H6L5 83L7 84V83H10V82H7V79L8 80H10L11 79V81L13 80L12 78H14V76H15V78H14V82L16 81V79L18 80V78H22V81H21V84L20 85H22V84H24V86H25V82L23 83V81H25V80H27L28 78H30L31 79V81H33L34 83H37V82H39V79H41V81L40 82H42V80L44 79L45 80V78L44 77H42V76H44L43 75V73H45V76H47V75H49V74H47L48 72H47V65L49 66L48 68L49 69H52L53 68V66H54V63H55V60H56V57H60V55H61V53L58 55L57 53H58V51L60 52V51H63V50H59L58 49V47L60 48V46H56V48L58 49V51L57 50H55L54 49V52H53V48H52V51L51 50H49V48L47 49V48H45V47H47V45L46 44H44ZM63 44L64 43H62V46H63ZM84 44V43H83ZM82 44V45H83ZM89 44H92L91 42L89 43ZM92 44V45H93ZM119 44L120 43H118V46H119ZM196 44V45H195ZM210 44V43H209ZM221 44V45H220ZM227 44V43H226ZM227 44V45H228ZM16 45V44H15ZM33 45V44H32ZM60 45H61V43H60ZM91 45V46H92ZM115 45L114 46H112V50H113V52L115 53V51H120L121 49L123 50L124 49V47H123V45H122V47L120 48V46L118 47V49H116V50H114L113 48H116L117 47V45H116V47H115ZM138 45V44H137ZM136 45V46H137ZM152 45H154L152 48L150 47V46H152ZM162 45H164V46H162ZM202 45V46H201ZM203 45H207V47H209V48H207V47H205V46H203ZM214 45H216V44H214L213 43V46ZM217 45V46H218ZM228 45V46H229ZM44 46V47H43ZM65 46H63L62 48L64 49L65 48ZM72 46V48H71V46H69L70 47V51H73V53H74V51L77 49L76 47H73ZM84 46H85V44H84ZM87 46V45H86ZM100 45H98V47H99ZM125 46V45H124ZM132 48H133V46L132 45H130ZM130 46H128V47H130ZM135 46V47H136ZM212 46V47H213ZM216 46V47H217ZM227 46V47H228ZM232 46V45H231ZM42 47V48H41ZM48 47H49V45H48ZM67 47H68V45H67ZM66 47V48H67ZM68 47V48H69ZM82 47V46H81ZM101 47V46H100ZM109 47H110V49H109ZM137 47H139V46H137ZM142 47V46H141ZM201 47H205V49H203V48H201ZM43 48H45L44 50L46 51V49L48 50V54L47 53H44L43 52ZM67 48V49H68ZM75 49V50H72V49ZM79 48H80V46H79ZM91 47L89 46V49H90ZM95 47H93V49H94ZM104 48H103V50L102 51H104ZM120 48V49H119ZM126 49H127V47H125ZM154 48V49H153ZM206 48L207 49H210V50H208V52L209 53H204V51L206 50ZM228 48H230V46L228 47ZM22 49V48H21ZM24 49V48H23ZM22 49V50H23ZM30 49H31V51H30ZM82 49L84 50V47H82ZM89 49H87L89 52L87 53V54H85V56L87 55L88 56V54L90 53V52H93V50L92 51H90ZM98 48H96V50H97ZM100 49V48H99ZM98 49V50H99ZM218 49H219V47H218ZM222 49H226V48H224V46L222 47ZM231 49V48H230ZM16 50V49H15ZM32 50H33V52H32ZM65 50V52L67 51L66 49H64ZM80 50V49H79ZM96 50H94V52L96 51ZM120 51V52H122V53H119V57H120V54H125L126 52L123 50V51ZM128 50H130V51H128ZM128 50H126V51H128L129 53L131 52V49L129 48ZM133 50H135V48L134 49H132V51ZM213 50L215 51V48H213ZM216 50H217V48H216ZM35 51V52H34ZM50 51H51V53H50ZM57 51V53H55ZM86 51V50H85ZM108 51L110 52V53H108ZM136 51H138V50H136ZM136 51H134V52H136ZM140 51V50H139ZM142 51V50H141ZM146 50H144V52H145ZM147 51V52H148ZM199 51H201V52H198ZM218 51H220V50H218ZM221 51H223V50H221ZM67 52H69V51H67ZM66 52V53H67ZM76 52V51H75ZM101 51H99L98 53H90L89 55L91 56L92 55V57L90 58V57H88L89 59L88 60H86L85 58H83V56L82 55H80V56H82V57H79V59L80 58H83V59H85V63L83 62V64H82V67L84 68H81V67H79V68H81L82 69V71L83 70H85L86 68L88 69V70H90L89 72H92V70H93V72L94 71H96V70H98V72H100L101 71V69L103 68V66H102V62H105V63H107L106 61H104V58H103V55H105L106 56V54H104V52H101V53H103V55H102V58L100 59V57H99V53H100ZM116 52V53H117ZM124 52V53H123ZM134 52H132L131 54H129L131 57H129V58H132L133 59V57H134V59H136L135 57V55H137V54H133ZM152 52L150 51L149 53H151V55H152ZM224 52H227V50H225ZM3 53H5L6 55H4ZM20 55V57H18L19 55ZM33 53V54H32ZM52 53H55L54 55L52 54ZM80 54L82 53L81 51L79 52ZM79 53H78V49H77V53H75L74 54V56L77 54V55H79ZM83 53H85V52H83ZM114 53H112V55L114 54ZM114 54V57L117 55V54ZM137 53H139L140 54V52H137ZM201 53V55H199ZM12 54V55H11ZM22 54H24V55H22ZM28 54V55H27ZM30 54V55H29ZM43 54H44V56H43ZM46 54V55H45ZM50 54H52V55H50ZM68 54H70V52L68 53ZM98 55L97 56V58L95 57V55ZM126 54H128V53H126ZM132 54L134 55L133 57H132ZM148 54V53H147ZM196 54V55H195ZM210 54V55H211ZM4 55V56H3ZM8 55H10V58H9V56ZM17 55V56H16ZM25 55H27L26 56V58H25ZM33 55H35V56H33ZM38 55H40V56H38ZM62 55H64V58H65V56H66V58L67 57H69V56H71V54L68 56V55H65L64 54V51L62 52ZM93 55H94V57L97 59L96 61L94 60L95 58H93ZM111 55V54H110ZM111 55V56H112ZM128 55V56H129ZM142 55V54H141ZM151 55L149 54V56L151 57ZM223 56H221V57H219L220 58V60H219V58H217L218 56H216V58L218 59H216L215 58V61L217 60V62L218 63H220L219 61H222V63L221 64H223V60H221V58L222 57H225V58H227V61H228V59H230V58H228V57H226V55H228L227 53H226V55H224V54H222ZM6 56V57H5ZM12 56H13V58L15 57L16 59L15 60H13V58H12ZM31 56V59L32 60H30V57ZM38 56V57H37ZM49 56V57H48ZM54 56H56L55 57V59H54ZM74 56H73V58H74ZM104 56V57H105ZM118 56H116V60L118 61L119 59H118ZM128 56H125V58H127V60L126 61H129L128 60ZM144 56H147V55H145L144 54ZM194 56V57H193ZM195 56H199L197 59L195 58ZM209 56V55H208ZM231 56V55H230ZM229 56V57H230ZM18 57V58H17ZM78 57V56H77ZM77 57L75 56V58L77 59ZM148 57V56H147ZM147 57H145V58H147ZM150 57H149V59H150ZM206 56H204V64H205V62H206V64L205 65H208L209 63H212L213 61H214V59L212 60L211 58L209 59V57L207 58V59H209L210 61H205V58ZM210 57H212V56H210ZM232 57H233V55H232ZM7 58H8V60H7ZM12 58V59H11ZM20 58V59H19ZM23 58H25V59H23ZM28 58V59H27ZM38 58V59H37ZM39 58H41L40 60H41V62L40 63H38L40 60H39ZM43 58V59H42ZM49 58V60H47ZM63 57H62V59H64ZM65 58V59H66ZM74 58V60L73 61H75V64L74 65H77V63H76V59ZM87 58V57H86ZM93 58V60L95 61V63H93V65H92V62H94L93 60H91L90 61V59H92ZM138 58V57H137ZM143 58V57H142ZM145 58L143 59L144 60V62L147 60H145ZM202 58H200V62L203 60ZM224 58V59H225ZM9 59H11V60H9ZM27 59V60H26ZM35 59V60H34ZM57 59H59V61L61 60L60 58H57ZM64 59V60H65ZM69 59V58H68ZM67 59V60H68ZM70 59L72 60V58L70 57ZM69 59V63L70 64H72L73 63V61L71 62V60ZM103 59V60H102ZM106 60H107V57L105 58ZM110 60H112L111 59V57L109 58ZM122 59H123V57H122ZM122 59H120V60H122ZM140 59V60H139ZM139 59L137 60V62L138 61H141V57H139ZM194 59H196V60H194ZM206 59V60H207ZM18 60V61H17ZM36 60H37V62H36ZM47 60V61H46ZM67 60L66 61H63L62 62V64H63V67L62 66H60L59 68H61L60 70H61V72H62V74H64L63 72H66L67 71V69L64 67V65L65 64H67L68 62H67ZM82 59H80L78 62H80ZM98 60H101L102 62L100 63V61H98ZM114 60V59H113ZM115 60V61H116ZM231 60V59H230ZM7 61V62H6ZM11 61V62H10ZM25 61H27V62H25ZM107 61H109V60H107ZM114 61V62H115ZM117 61H116V63H117ZM123 61H125V59L123 60ZM123 61H122V63H123ZM125 61V62H126ZM151 61V60H150ZM214 61V62H215ZM18 62H20V63H18ZM22 62H24V63H22ZM30 62V63H29ZM34 62V63H33ZM35 62H36V64L38 63L39 65H41V66H44V67H42V68H44V71H43V69H42V72H41V68H40V66L38 67L36 64H35ZM43 62V63H42ZM50 62V63H49ZM58 62V61H57ZM119 62V61H118ZM213 62V63H214ZM217 62L216 63H214L213 65H216L217 64ZM226 62V61H225ZM12 63V64H11ZM14 63V64H13ZM26 63V64H25ZM29 64V66H28V64ZM96 63H97V65H96ZM99 63V64H98ZM109 63H110V61H109ZM111 63H113V61L111 62ZM129 63V62H128ZM139 63V62H138ZM141 63H142V61H141ZM140 63V64H141ZM5 64V65H4ZM23 64H25V65H23ZM33 64H35L34 65V67H32L33 66ZM51 64V65H50ZM52 64H53V66H52ZM80 63H78V65H79ZM86 64V65H85ZM89 64V65H88ZM100 64H101V66H100ZM104 64V63H103ZM143 64V63H142ZM141 64V65H142ZM148 64V65H149ZM201 64V68L203 67V65H202V63H200ZM6 65H8L7 67H6ZM15 65V66H14ZM18 65V66H17ZM68 65V67H69V64H67ZM67 65H65L66 67H67ZM73 65V66H74ZM77 65V66H78ZM96 65V66H95ZM110 65V64H109ZM113 65V67H114V63L112 64ZM137 65V64H136ZM147 65V66H148ZM204 65V66H205ZM213 65H209L207 68H209L210 69V71L209 72H211V70H213V72H211V74L213 73V74H215L214 73V69H216V67H213ZM225 64H223V66H224ZM230 66L231 64H229V63H227L226 62V65L225 66ZM13 66V67H12ZM25 67V69L24 68H22V67ZM72 66V65H71ZM81 66V65H80ZM89 68H88V67ZM90 66H91V68H90ZM105 66V65H104ZM119 66V65H118ZM121 66H123V65H121ZM140 66V65H139ZM145 66H146V64H145ZM146 66V67H147ZM216 66H219V64L218 65H216ZM224 66V68H226ZM3 67H5L4 69H3ZM9 67V68H8ZM14 69L13 71H11L12 70V68ZM20 67V68H19ZM37 68V70H34V68ZM86 67V68H85ZM106 67V66H105ZM110 67H111V65H110ZM113 67H112V69H113ZM116 67V66H115ZM125 67H126V65H125ZM142 67H144V66H142ZM142 67H140V68H142ZM145 67V68H146ZM197 67V66H196ZM200 67H198V68H200ZM221 68H222V65L220 66ZM16 68V69H15ZM63 68H65L66 69V71H64L65 69H63ZM77 67H75V69H76ZM78 68V69H79ZM93 68V69H92ZM98 68V69H97ZM124 68V67H123ZM198 68H197V71H198ZM206 68V67H205ZM204 68V69H205ZM212 68V69H211ZM221 68H218L219 70H221ZM224 68H222V70L224 69ZM21 69H22V72H21ZM23 69H24V71H23ZM54 69V68H53ZM53 69H52V74H53V76L55 75L54 73L57 71H55L54 73H53ZM71 69H72V67H71ZM70 69V70H71ZM74 69V68H73ZM80 69V70H81ZM99 69H100V71H99ZM111 69V70H112ZM115 69H120L119 70V72H121V68L119 67V68H115ZM115 69L113 70V71H115ZM147 69H150V67H147ZM196 69V68H195ZM191 70L190 72H189V74L191 75V73L192 74H195L194 72H196V70ZM203 69V68H202ZM218 69H216V70H218ZM228 69V67L226 68V70ZM6 70V71H5ZM7 70H8V73H7ZM27 70H30V71H27ZM39 70H40V72H41V74H39ZM46 70V71H45ZM55 70V69H54ZM68 70H69V68H68ZM69 70V71H70ZM79 70V71H80ZM109 70V69H108ZM124 70V69H123ZM146 70V69H145ZM144 70V71H145ZM207 70V69H206ZM215 70V71H216ZM219 70L217 71V73H218V75L216 76L215 75V77H216V79H218L219 77L218 76H220V74H219ZM3 71V72H2ZM5 71V72H4ZM14 71H17L16 73L14 72ZM20 71V72H19ZM33 71H35V72H33ZM49 71V72H50ZM58 71H59V69H58ZM78 71V70H77ZM77 71H75L76 73L75 74H77ZM103 71L105 72V71H107V70H105V69H103ZM192 71H194V72H192ZM204 71V70H203ZM203 71H201V69H200V72H202L203 74H200V76L203 78L204 76V79L202 80V78H201V80H202V82L204 81V83L205 82H207L208 80L207 79H211L212 78V76L210 77V75L208 74V76L209 77H207L205 74H204V72ZM208 71H205V72H208ZM25 74H24V73ZM28 74H27V73ZM37 72V73H36ZM68 72V71H67ZM71 72H73V71H70V74H71ZM87 71L85 70V74H86V77H87V73H86ZM109 72H111L110 70H109ZM118 72V70H117V73H119ZM126 71L124 70V73H125ZM208 72V73H209ZM223 72V71H222ZM224 72H226L225 71V69H224ZM223 72V73H224ZM15 75H14V74ZM21 73H23L22 75H20ZM33 73V74H32ZM96 73H97V71H96ZM96 73H94V74H96ZM197 73V72H196ZM222 73V74H223ZM13 74V75H12ZM20 76H18V75ZM31 74H32V76H31ZM60 74L61 73H59V75L58 76H60ZM81 74V73H80ZM83 74V73H82ZM81 74V75H82ZM85 74H83L82 76H84ZM89 74V73H88ZM102 74H105V73H102ZM109 74V73H108ZM163 74V75H162ZM198 74H199V72H198ZM28 76L27 78H25L26 76ZM36 75H38L37 77H36ZM39 75L41 76L40 78H39ZM57 75V74H56ZM65 76H66V73L64 74ZM77 75H79V74H77ZM90 75V74H89ZM89 75H88V77H89ZM93 75V74H92ZM97 75V74H96ZM99 75V74H98ZM105 75H107V74H105ZM104 75V76H105ZM115 75V74H114ZM116 75H119V74H116ZM120 75H121V73H120ZM196 75V74H195ZM204 75V76H203ZM223 75H225V73L223 74ZM222 75V76H223ZM10 76H12V77H10ZM24 78H23V77ZM51 77H52V75H50ZM57 76V78H59ZM72 76H74L73 74H72ZM91 76V75H90ZM95 76V75H94ZM94 76L93 77H91V79L92 78H94ZM122 76V75H121ZM189 76V75H188ZM188 76H186V77H188ZM193 76L194 75H191V76H189V78L190 77H192V78H190L191 80L193 79V80H196V78H198L197 77V75H196V77H194L193 78ZM16 77H18V78H16ZM31 77H35L36 79L38 78V80H37V82H35L36 81V79L34 78H31ZM56 77V76H55ZM67 77V76H66ZM69 77V76H68ZM67 77V78H68ZM79 77V76H78ZM78 77H77V79H78ZM81 77V76H80ZM79 77V78H80ZM98 77V76H97ZM100 77H101V75H100ZM106 77V76H105ZM107 77H108V75H107ZM109 77H110V74H109ZM115 77V76H114ZM113 77V78H114ZM119 76H117V78H118ZM124 77V76H123ZM126 77V76H125ZM207 77V79H206V81H205V78ZM214 77V76H213ZM215 77L214 78H212V80H210V81H208L209 83H212L213 84V81L215 80ZM50 78V77H49ZM54 78V77H53ZM60 78H64V77H62V75H61V77ZM74 78H76V77H74ZM90 78V77H89ZM102 78H103V75H102ZM116 78V77H115ZM120 78H122V77H120ZM120 78H118V79H120ZM168 78V79H167ZM200 78V77H199ZM220 78H222L223 79V77H221L220 76ZM220 78H219V80H220ZM29 79V80H30ZM46 79H47V77H46ZM51 79V78H50ZM49 79V80H50ZM81 79V78H80ZM85 79V78H84ZM100 79V78H99ZM106 79V78H105ZM109 79V81H111V79L110 78H108ZM108 79H106V81L108 80ZM126 79H127V77H126ZM164 79H166L168 82L166 83V84H164L165 82H166V80H164ZM188 79V78H187ZM222 79L220 80V84L222 85ZM21 80V79H20ZM48 80V81H49ZM53 80H55V78L53 79ZM64 80V79H63ZM62 80V81H63ZM66 80V79H65ZM68 80H70L69 78H68ZM68 80H67V83H68ZM71 80H72V78H71ZM79 80V79H78ZM97 80H98V78H97ZM114 80V79H113ZM117 80V79H116ZM148 80H149V78H148ZM163 80V81H162ZM171 80H173V81H175L173 84H172V82L173 81H171ZM182 80H185V79H182ZM192 80V81H193ZM198 80V79H197ZM196 80V81H197ZM200 80V81H201ZM29 82L28 80L26 81L27 82V84L28 83H32V82ZM48 81H46V82H48ZM52 81V80H51ZM51 81H49V82H51ZM61 80H60V83H59V85H61V82H62ZM86 82L87 81H89L90 82V79H86L85 80ZM95 82L96 80H92L90 83L88 82V84L89 85H91V83L92 82ZM108 81V82H109ZM119 81V80H118ZM118 81H116L115 82V80H114V83H117ZM122 81V80H121ZM120 81V82H121ZM151 81V80H150ZM162 81V82H161ZM212 81V82H211ZM216 81V80H215ZM13 82V83H14ZM20 82V81H19ZM19 82H17V83H19ZM44 82V81H43ZM58 82H59V80L57 79V84H58ZM64 83H65V81H63ZM70 82H72V81H70ZM69 82V83H70ZM76 82V81H75ZM81 82H83V81H81ZM81 82H78L77 81V84L78 83H81ZM85 82V84H87ZM98 82V81H97ZM96 82V83H97ZM99 82H102V85H106V84H104L105 82L103 81V79H101ZM123 82V81H122ZM184 82H186V81H184ZM183 81H181V83H184ZM190 82V81H189ZM194 82V81H193ZM197 82H199V80L197 81ZM202 82H200L199 84H201ZM207 82V83H208ZM17 83L16 84H14L15 86H17L16 87V91H18L17 90V88H18V85H17ZM45 83V82H44ZM44 83H42V84H44ZM107 83V82H106ZM111 83H113L112 81H111ZM113 83V84H114ZM161 83L163 84V85H161ZM175 83L177 84V86L175 85ZM195 84H197L196 82H194ZM208 83V84H209ZM29 84V85H30ZM41 84V83H40ZM39 84V86H41ZM49 83H47V85H48ZM52 84V83H51ZM72 84H73V82H72ZM72 84H70V85H68V86H71ZM83 84V83H82ZM101 85V83H98V86H100ZM110 83H107V85H109ZM187 84H188V82H187ZM192 83L190 82V85L189 86H191V87H193L194 88V84H192ZM199 84H197L198 86H200ZM208 84H204V86H207ZM217 84V85H216ZM219 83H217V81H216V83L214 84V86H220V84L218 85ZM10 85H12V83H10ZM9 84H7V86L9 87L10 86ZM32 85H35V84H32ZM36 85H38V84H36ZM50 85V84H49ZM53 85V84H52ZM74 85V84H73ZM118 85V84H117ZM167 86V88L165 87V86ZM172 85L173 86H175L174 88L172 87ZM13 86V85H12ZM12 86H10L11 88H10V90H12V89H14L15 90V87L14 88H12ZM27 86V85H26ZM54 86V85H53ZM62 86H65V85H62ZM67 86V87H68ZM97 86V87H98ZM171 86V87H170ZM188 86V89L190 88ZM196 86V85H195ZM203 86V85H202ZM202 86H200L201 88H202ZM210 86V85H209ZM209 86H207L206 88L207 89H209V88H211V90H209L210 92H212V89L213 90H215L216 92L219 90H217V88L216 87H214V88H212L211 86L209 87ZM35 88H37V86H34ZM42 87H44V90H45V85L43 86L42 85ZM41 87V88H42ZM48 87V86H47ZM55 87V86H54ZM57 87H59V86H57ZM66 87V88H67ZM86 87H88V85L86 86ZM92 87H93V84H92ZM104 87V86H103ZM165 87V88H164ZM4 88V87H3ZM2 88V89H3ZM7 88V87H6ZM21 88V86H19V89ZM24 87L22 86V89H23ZM31 88V87H30ZM38 88H40V87H38ZM59 88H61V87H59ZM64 88V87H63ZM65 88V90H67ZM170 88V89H169ZM173 88V89H172ZM32 89H33V87H32ZM49 89H50V86H49ZM52 89V88H51ZM58 89V88H57ZM70 89V88H69ZM185 89H184V91H185ZM195 89V88H194ZM199 89V92L197 91V93L199 94L200 93V91H201V93H206L207 94V92H209L208 90H206L207 92H205V90H204V88H202L201 90H200V88H198ZM3 90H5V88L3 89ZM7 90H8V88H7ZM6 90V93L8 92ZM24 90V89H23ZM26 90V92L27 93H30V92H33L32 90L29 92L28 91V89H25ZM36 90V89H35ZM42 90V89H41ZM62 90H64V89H61V91ZM73 93L72 94H75L74 92L75 91H73L72 89H70ZM81 90H84L85 92H82ZM172 90V91H171ZM175 90H174V92H173V94L175 93ZM191 90V89H190ZM190 90H188V91H190ZM193 90V89H192ZM37 92H38V90H36ZM35 91V92H36ZM48 91V90H47ZM47 91H43V93L45 94L46 93V95H47ZM53 91H54V88H53ZM57 91V90H56ZM55 91V92H56ZM59 92H60V89L58 90ZM168 91V92H167ZM195 92H193V95L196 93V90H194ZM202 91H204V92H202ZM215 91H213V92H215ZM12 93H15V91H11ZM20 91H18L17 93H19ZM35 92H34V94H33V96L32 97H34V95H35ZM49 93H51V91L49 90L48 91ZM64 93L66 92V91H63ZM90 92V91H89ZM143 92H144V90H143ZM170 92V93H169ZM191 91L189 92V93H192ZM209 92V93H210ZM213 92H212V94H213ZM5 93V92H4ZM39 93H42V92H40L39 91ZM48 93V94H49ZM54 93V92H53ZM64 93L63 94H61V95H64ZM66 93H68V92H66ZM65 93V94H66ZM88 93V92H87ZM153 93V94H152ZM169 93V94H168ZM184 93H187V91L186 92H184ZM208 93V95H211V94H209ZM16 94V93H15ZM14 94V95H15ZM21 93H19V95H20ZM32 94H29V97H30V95H32ZM57 94V96H60L61 97V95H59L60 93H56ZM85 94V95H84ZM145 94V93H144ZM183 94V93H182ZM5 95V96H4ZM18 95V96H19ZM37 95V94H36ZM39 95H41V94H39ZM45 95V96H46ZM49 95H51V94H49ZM49 95H47V96H49ZM54 95V94H53ZM70 95H71V93H70ZM84 95V96H83ZM87 95V96H86ZM140 95V94H139ZM143 95V94H142ZM167 95H168V97H167ZM186 95V94H185ZM185 95H183L184 97H185ZM191 95V94H190ZM3 96L4 97H6V94H3ZM13 96V95H12ZM20 96H22V95H20ZM26 96H27V94H26ZM44 96V95H43ZM67 96V95H66ZM84 98H83V97ZM91 96V97H90ZM141 96V95H140ZM166 98H165V97ZM175 96V95H174ZM189 96V95H188ZM196 96H198V95H196ZM195 96V97H196ZM205 96H207V95H205ZM8 97V96H7ZM9 97H11V96H9ZM32 97H30L31 99H32ZM38 97V96H37ZM40 97V96H39ZM52 97H54V96H52L51 95V97L50 98H52ZM65 97V96H64ZM68 97V96H67ZM137 97H139V96H137ZM191 97V96H190ZM189 97V98H190ZM194 97V96H193ZM17 98V97H16ZM19 98V97H18ZM21 98V97H20ZM22 98H24V99H27L28 98V96H27V98H25V97H22ZM42 98V97H41ZM45 98V97H44ZM46 98H48V97H46ZM68 98H70V97H68ZM180 98V97H179ZM30 99V100H31ZM34 99V98H33ZM35 99H38V98H35ZM139 99L140 100H142V102H143V98L141 99L140 97H139ZM181 99V98H180ZM182 99H184V98H182ZM181 99V100H182ZM186 99V98H185ZM28 100V99H27ZM86 100V101H85ZM172 100H169V101H171L170 103H169V101L167 102L166 101V104L168 103V104H170V106L172 105L174 108H176V104L179 102V100L177 99V101H176V104L174 105L173 104V102L174 101H172ZM174 100H176V99H174ZM180 100V101H181ZM186 100H188V99H186ZM145 101V100H144ZM160 101V102H161ZM184 101V100H183ZM33 102V101H32ZM128 102V101H127ZM127 102H125V105L127 104ZM150 102H151V105H150ZM188 102V101H187ZM83 103V104H82ZM98 104L99 106H98V109H97V107H96V105ZM129 104V103H128ZM157 104V103H156ZM159 104H161V103H159ZM95 105V106H94ZM150 105V106H149ZM179 105H181L180 103H179ZM187 105V104H186ZM95 108H94V107ZM152 106H154V108L152 107ZM159 106V105H158ZM161 106V105H160ZM163 107L164 106H168V105H162ZM188 106V105H187ZM84 107H86L85 109H84ZM102 107V106H101ZM157 107V106H156ZM163 107L162 108H160L159 107V109H161V110H159V111H162V109H163ZM94 108V109H93ZM101 110H100V109ZM177 108H179V107H177ZM176 108V109H177ZM186 108H189V107H186ZM82 109H81V111H82ZM92 109V110H91ZM96 109H97V111H96ZM173 109V108H172ZM94 110V111H93ZM155 112H154V111ZM158 110H157V112H158ZM165 110H166V108H165ZM164 110V111H165ZM182 110V109H181ZM180 110V111H181ZM171 111H173V110H169V108L167 109V112H169L170 113V115L169 116H171V118L173 119V118H176L177 117V115L175 114V112H171ZM174 111H175V109H174ZM188 111V112H187ZM89 112V113H88ZM91 112V113H90ZM117 112V113H116ZM154 112V113H153ZM167 112L166 113H164V118L165 119H167V120H169L167 123H166V121H164L166 124L164 125V126H166V128H170L171 129V127L170 126H173V125H170V124H172L173 122H175L174 120L172 121V123H171V119H170V117L169 116H167V117H165V115H168L167 114ZM176 112H177V110H176ZM94 113H96V114H94ZM178 113H181V112H177V114ZM185 113V114H186ZM85 114V115H84ZM146 114V115H145ZM162 114H163V111H162ZM161 114V115H162ZM196 114V113H195ZM173 115H174V117H173ZM183 115V114H182ZM176 116V117H175ZM179 116V115H178ZM185 116H187V115H185ZM193 116H195V115H193ZM157 117H160V118H157ZM169 117V118H168ZM196 117H198V116H196ZM195 117V118H196ZM201 116H199L198 118H200ZM45 119H47V117H44ZM43 118V119H44ZM97 118V119H96ZM49 119V118H48ZM148 119V120H147ZM165 119H163V120H165ZM197 119V118H196ZM196 119H194V120H196ZM203 119V117L202 118H200V119H198V120H202ZM50 120V119H49ZM155 120V121H154ZM157 120V121H156ZM158 120H159V122H158ZM193 120V121H194ZM198 120H196V121H198ZM47 121V120H46ZM45 121V122H46ZM81 121V122H80ZM180 121V120H179ZM196 121H194L193 123H195V124H192V125H195L196 127H194L193 129H191V130H194V129H196L197 128V125H196ZM203 121V120H202ZM202 121H200V122H202ZM79 122V123H78ZM192 122V121H191ZM170 123V124H169ZM40 124H44L42 127L43 128H46V126H47V128H49L50 129V131H49V129H47L49 132H47V133H49V134H46L47 135V137H49L50 136V138H47L46 136H44V134L45 133H43V132H45V130L44 129H42V127L40 128ZM76 124V125H75ZM188 124V125H187ZM198 125H199V127L201 126L200 125V123H197ZM34 125H35V123H34ZM46 125V126H45ZM69 125V126H68ZM78 125V126H77ZM170 125V126H169ZM179 125V126H178ZM192 125H190L191 127H193ZM49 126V127H48ZM74 126H76V127H74ZM189 126V127H190ZM32 127V126H31ZM31 127H30V129H31ZM39 127V128H38ZM64 127V126H63ZM163 127V126H162ZM174 126H173V128H175ZM190 127V128H191ZM176 128V129H177ZM3 129V130H2ZM27 129H29V128H27ZM26 129V130H27ZM29 129V130H30ZM41 129V130H40ZM61 129H64V130H61ZM176 129H174V130H176ZM0 132H4L5 131V129L4 128H0ZM55 130V129H54ZM146 130H147V132H146ZM168 130V129H167ZM174 130H169V131H171V132H174ZM7 131V130H6ZM66 132V133H64V132ZM168 131V132H169ZM27 132V131H26ZM52 132V133H51ZM7 133H9V130L7 131ZM10 133H11V131H10ZM65 135H64V134ZM147 133V134H146ZM177 133V132H176ZM187 133V132H186ZM39 134V135H38ZM43 134V135H42ZM165 134L170 138V139H172L171 141H170V139H168V137H166L165 136ZM10 135V134H9ZM41 135L43 136L42 137V139H41ZM60 135V136H59ZM61 135H62V137H61ZM170 135H172L171 137H170ZM190 135H192L193 136V134H190ZM27 136H30V137H27ZM55 136V137H54ZM64 136H65V138H64ZM143 136H145V137H143ZM148 136V137H147ZM162 136H164L165 138H167V139H165V138H163ZM175 138H174V137ZM187 136L189 137V138H191L188 134L186 135V137L185 138H187ZM27 137V138H26ZM39 137V138H38ZM46 137V138H45ZM61 138V142L59 141L60 139L59 138ZM158 137H161L162 139H160V138H158ZM177 137H179V138H177ZM21 138H24V140L22 139L21 140ZM52 138V139H51ZM151 138H154L153 139V141H155V139L156 138H158V139H156L158 142H150V141H152V139ZM184 138V139H185ZM28 139V140H27ZM45 139V140H44ZM150 139V140H149ZM195 140H197V137L196 138H194ZM194 139L192 138V140L194 141ZM21 140V141H20ZM42 140V141H41ZM51 140H53V142L51 141ZM161 140V143L159 142ZM190 142L192 141L191 139H188ZM25 141H27V144L26 143H24ZM57 141V142H56ZM150 143H149V142ZM180 141H181V143H180ZM183 141V142H182ZM187 141V140H186ZM192 141V142H193ZM34 144H33V143ZM59 142V143H58ZM17 143H18V147H17ZM32 143V144H31ZM41 143H43V144H45L46 143V145H47V147L49 148V147H51L50 148V154H45V153H43L44 152V149L46 148V149H48L47 147H46V145H40L39 147L40 148H42L43 150V152H42V154L40 153V151H41V149H40V151H39V153L38 152H36L37 151V149H38V146L37 145H39V144H41ZM49 143V144H48ZM60 144V145H58V144ZM157 144L158 146H157V150H158V148L161 150H156V148L154 147V145H153V147H152V144ZM158 143H160V144H158ZM166 143L165 144H163V145H165V148L169 145V143L166 145ZM183 143V144H184ZM63 146H62V145ZM149 144V145H148ZM151 144V145H150ZM33 145H34V148H33ZM56 145H58V146H56ZM176 145V146H175ZM181 145V146H180ZM184 145V146H185ZM191 145V144H190ZM31 146V147H30ZM42 146H45V148L44 147H42ZM56 146V147H55ZM60 146V147H59ZM184 146L183 147H181V148H184ZM185 146V147H186ZM11 147V146H10ZM9 147V148H10ZM19 148V149H18ZM30 148V149H29ZM33 148V149H32ZM37 148V149H36ZM58 148V149H57ZM155 148V149H154ZM163 148V149H162ZM17 149H18V151H17ZM27 149H28V151H27ZM33 150V152H31L32 150ZM26 150V151H25ZM29 150H30V152H29ZM36 150V151H35ZM46 151V150H45ZM21 152H22V154H21ZM171 152H172V154H171ZM28 153V154H27ZM35 153H38V154H35ZM23 154L25 155V157L23 156ZM52 154L54 155L53 157H51L52 156ZM17 157H16V156ZM36 155H39V157L38 156H36ZM29 156H30V158H29ZM41 156V157H40ZM44 156V157H43ZM46 156V157H45ZM165 156H166V158H165ZM21 157H23V160H27V164H25V162L23 163L22 161H20V160H22V158ZM36 157H38L39 159H41V160H39L38 158H36ZM156 157V158H155ZM47 158V159H46ZM49 158V159H48ZM6 159V160H5ZM20 159V160H19ZM29 159V160H28ZM35 161H34V160ZM159 159V160H158ZM5 160V161H4ZM37 160H39V162L40 161H42V160H44V161H42V162H40V164H42V165H40L39 164V162L37 161ZM48 160V161H47ZM151 160H153V162L151 161ZM7 161V162H6ZM20 161V162H19ZM30 161H31V163H30ZM46 161H47V164H46ZM148 161L150 162H152V163H150V164H148ZM185 161V160H184ZM183 161V163L185 164V162ZM33 162V163H32ZM36 162H38V163H35ZM45 162V163H44ZM177 162V161H176ZM179 162H180V160H179ZM191 162V160H189V163ZM7 163H9V164H7ZM22 163V164H21ZM6 164V165H5ZM17 164H18V166H17ZM20 164V165H19ZM24 164L26 165V166H24ZM22 165V168L20 167ZM30 165V166H29ZM35 165H37V166H35ZM39 165V166H38ZM149 165H150V167H149ZM29 166V167H28ZM33 166V167H32ZM43 166V167H42ZM186 166V165H185ZM5 167V168H4ZM10 167V168H9ZM12 167H14V168H12ZM19 167V168H18ZM31 167V168H30ZM37 167H41V168H38L37 169ZM45 167V168H44ZM10 170H12V171H10ZM20 169H21V172L22 173H20V172H18V171H20ZM26 169V170H25ZM33 169V170H32ZM39 169H41L40 171H39ZM150 169V170H149ZM152 169V170H151ZM8 170V171H7ZM15 170V171H14ZM28 170L30 171L31 170V172L29 173L28 172ZM13 171H14V173H16V171H17V173H16V175L14 174H12L13 173ZM44 171V173H42ZM26 173L27 175H26V177H25V174H23V173ZM138 173H139V175H138ZM30 174H32V175H30ZM37 174H39V175H37ZM18 175V176H17ZM19 175H21V176H19ZM34 175V176H33ZM36 175V176H35ZM24 176V177H23ZM31 176V177H30ZM137 176H139V177H137ZM21 178L22 179H24V180H22V182H20V181H18L19 179L21 180ZM37 178V179H36ZM24 181V182H23ZM25 181H28L27 183L25 182ZM40 181V182H39ZM150 181H151V183H150ZM19 182H20V185H21V183H25V184H23V185H21L20 187H19ZM143 184H144V186H145V184H146V186L145 187H143ZM25 185V186H24ZM148 185V186H147ZM150 185H152V186H150ZM21 187H26V189L24 188V190H23V188H21ZM157 187V186H156ZM20 188H21V190H20ZM137 189V190H136ZM133 190V191H132ZM20 191H22V192H20ZM117 193V194H116ZM22 194H24L23 196H22ZM35 194H36V196H35ZM36 197V198H35ZM35 198V199H34ZM36 200V201H35ZM110 201V202H109ZM123 201V200H122ZM111 204V206H110V204ZM96 205V206H95ZM103 205V206H102ZM106 205L107 206H109L108 208L106 207ZM100 207H101V210H100ZM104 207H105V209H104ZM99 208V209H98ZM98 209V210H97ZM107 209V210H106ZM106 210V211H105ZM100 211V212H99ZM93 212H95V213H93ZM93 213V214H92ZM82 217V218H81ZM76 219V220H75ZM81 219V220H80ZM85 219V220H84ZM91 219V220H90ZM92 219H95V221H93ZM87 221V222H86ZM91 221V222H90ZM95 222V223H94ZM75 223V224H74ZM77 223V224H76ZM80 225H79V224ZM82 223V224H81ZM89 223V224H88ZM94 223V224H93ZM104 223V222H103ZM84 224V225H83ZM88 225V226H87ZM90 225V226H89ZM91 225H92V227H91ZM78 226V227H77ZM80 226H82V227H80ZM83 227H85L84 228V231L85 232H81L80 230H82L83 231ZM97 227V228H96ZM81 228V229H80ZM90 228V229H89ZM87 229H89L88 231H86ZM77 231V232H76ZM79 232V233H78ZM78 233V234H77ZM80 233L82 234V235H80ZM89 238V239H88ZM74 239V240H73ZM93 239H94V241H95V243H94V241H93ZM74 241V242H73ZM71 244H73L74 245V247L73 246H71ZM84 244V243H83ZM121 243H119V244H113L112 245V249H114L113 250V252H112V254L111 255H108V253L110 254L111 252H100L99 251V245L97 246V245H94L93 247H94V253L96 254V255H94V253H93V256H95L94 258H95V260H99V261H95L94 260V263L95 264H112L110 261H111V256H112V259L114 258V257H116V256H121L120 254H122L123 253V246H122V248H121V245H120ZM116 245H119L117 248H120V250H118V249H116ZM98 247V248H97ZM71 249V250H67V249ZM98 249V250H97ZM97 250V251H96ZM67 251V252H66ZM70 251H71V254H70ZM115 251H117V253H115ZM65 252V253H64ZM69 252V253H68ZM99 253V255L97 254V253ZM122 252V253H121ZM104 253V254H103ZM115 253V254H114ZM64 254V255H63ZM70 257V259H68V260H66L67 258H69L68 256ZM99 256V257H96V256ZM104 255V256H103ZM115 255V256H114ZM67 256V257H66ZM51 258V259H50ZM61 258H63V259H61ZM65 258V259H64ZM103 258V259H102ZM175 259H174V262L176 263V262H178V261H176V257H174ZM53 260H55L53 263H52V261ZM110 260V261H109ZM51 261V262H50ZM101 262V263H100ZM110 262V263H109ZM134 262L135 261H131V264L133 263L134 264ZM169 263H171V262H169V261H167V263H165V264H169ZM113 264H114V262H113ZM135 264H139V263H137V262H135Z\"/></svg>","mask_w":264,"mask_h":264}]
</instances>
